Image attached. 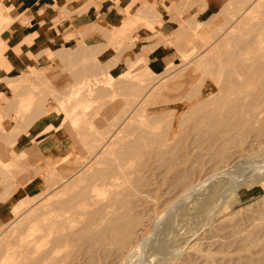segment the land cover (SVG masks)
<instances>
[{
  "label": "rangeland",
  "instance_id": "obj_1",
  "mask_svg": "<svg viewBox=\"0 0 264 264\" xmlns=\"http://www.w3.org/2000/svg\"><path fill=\"white\" fill-rule=\"evenodd\" d=\"M209 1L210 0H85L82 7L75 10L76 13H79L83 10H87L88 13H90V15L92 17H95L98 20L99 19V13H100L99 11L101 10V8L102 7H106V8L109 7L111 9L112 19L111 20L106 19L105 22H97L98 25L93 26L92 29L89 28L86 32V35L81 34V42L80 43L77 42L75 45H72L69 47H60L59 49L57 48L55 50L52 49V50L43 51V52H41L42 55H40L34 61L35 64L29 66V68H27V70L22 71V72H7L5 74L4 78H0V86L5 87V89H6V93H0V190H1V195H0L1 197L0 198H1V200H3V198H7L10 195V193H11L10 187L12 185H14L15 183H19L20 186L22 187V191L19 194L18 193L15 194L13 199L9 202L7 210L5 211L3 216L0 217V230H1L0 234H3L2 232H4V234H7V236H8V232H10L11 234L9 233V236H8V238H9L12 235V233L15 234L16 232L19 231V234L16 233V237H17V234H18V237H20V235H21L20 230L22 228H25V227L21 228V225L27 226V222L29 221L28 218L30 216L31 217L33 216L32 219H34L39 214L38 208L35 209V210L38 209L37 213L36 212H30L31 210L35 211L33 209L36 207V205H38V203H36V205L34 207L35 199H37V201L39 200L40 203H41V200L45 199V196H46V199H49V198L54 199L56 197L55 196L56 194L61 195L60 194L61 192L59 193V191H61L64 188L63 186L65 184H66L65 187L70 185L68 183L69 181H70V183L72 182L71 185L73 187L75 186L74 191L77 189L76 186L77 187L79 186V188L86 186L85 185L86 183H84V181L88 183V182H90L89 179H91L88 176L89 172L84 173L86 170V169H84L86 164L88 165V167L92 165L94 168V166H95L96 168H94V169L97 170V166H98V168H102L104 166L103 162H109L110 160L111 161L113 160V162H115L114 159H117L116 156H118L119 159H117L116 161H120V159H121V161L123 160L121 162V166H122L121 170H123V171H121L122 173L119 174L117 177V178H119L121 183H119L120 182L119 180H114V183H113L114 186H112L113 185L112 184L110 186H107L108 189L106 186L103 189H104V191H105V189L109 190L110 193L112 190L113 191L114 190L119 191V190H121L120 188L121 187L123 188L124 186H126V184L128 182L127 185L129 188L125 187L124 188V190L126 189L125 191H123V189L121 190L122 195L120 197V201H122V200L124 202L126 201L125 203L130 205L128 207H130V213L132 215L131 219H133L132 220L133 222L132 221L131 222L133 224H131V222L127 223V226H129L130 230H129V234H128L127 238H125L126 242H124L122 244L123 246L117 244V242L115 243V241H111L112 240L111 237H109V235L107 236V234H109L108 232H107V234L105 232V234H106L105 236L108 237V240H106V237H105L106 241L100 240L101 237L99 238V236H101L103 234H99V236L97 237L98 242L93 241V240H97V239H95L97 234H92V232L95 231V229H96V227L93 228L92 226L94 225V223H96L98 221L97 217L101 216V212L99 213V215L96 214L99 211L95 212V214H94V212H92L93 214L91 212L90 213L87 212V214H86V212H84V214H81V213L79 214V212L78 213L68 212L65 214L66 215L65 220H63V218L61 217L62 221L59 222V225H57V227L53 226L52 228H49V230H51V233H48L44 230L41 231L40 228L38 227L41 224L38 222L39 225L37 224V226H36V227H38L37 228V230H38L37 234L41 235V240H40V246H39V248H37V253L41 252L40 257L42 258V262L41 263L38 262L39 264H124V260L122 261L121 257L123 255V253L125 252V250L127 249V247L130 246V244L132 242L134 243V241L138 242L140 244L141 247H139L138 253L142 254V258L146 264H187V263L188 264L189 263L190 264H264V177L262 179L256 181V182H249V178L244 177V175H242L241 172H236L238 174V176L237 175L231 176V175H227L224 173V169L227 165H230L231 163L236 162V161L240 162V159L249 160V158L250 159L254 158L256 160H259L260 162H263L262 163L263 169L261 171H263V174H264V110H263V108H264L263 90L264 89L262 88L263 85L261 86V83L263 82L262 81L263 80V77H262L263 69L261 68V67H263V60L261 59V58H263V56H262V54H263L262 53L263 52L262 40L263 39L262 38L264 36V33H263L264 31H261V29L264 30L263 23H262L263 19H264L263 18V16H264V11H263L264 1L263 0H257V1L256 0H216L217 3L214 4L215 7H208L207 8ZM261 1H263V2H261ZM260 2H261V5H260ZM251 3L254 6L253 5L251 6L250 5ZM69 6H71V5H69ZM256 6H259V7H256ZM65 8L67 11H74L70 7H65ZM246 8L247 9L249 8L251 10H249V9L246 10ZM243 9L246 11H244ZM252 10L254 11V13L251 12ZM237 12H239V14ZM235 13H237V14H235ZM232 14H233V16L235 15V18L234 17L231 18ZM254 15H256V16H254ZM243 16H246V17H244L245 19L243 18ZM247 16H248V18H247ZM253 16H254V18H252ZM241 17H242V21H240ZM256 17H258V18H256ZM246 18H247V20H246ZM232 20L235 21V23H232L231 22ZM144 21H148L149 25H145ZM247 21H248V23H245ZM9 22L10 21H9L8 17L5 18L2 16V14H0V32L2 31V29L4 27H6V25L9 24ZM163 22H165V26H164L165 32L162 30L159 31V29H160L159 26H161ZM223 23H225V24H223ZM227 23H228V25H227ZM242 23H244V25ZM155 24L157 26L153 27ZM232 24L235 25V28L233 27V29H230L231 33L229 32L230 33L229 36L230 35L232 37L234 36L233 37L234 39H232L231 36L230 37L228 36V38H230V39L229 40L224 39L225 44H224V42L221 43L219 41V39L222 38L225 33H228L227 30L229 31L228 28ZM252 24H254L256 26L258 24V26L254 27V25H252ZM143 25H145V26H143ZM225 25H227V26H225ZM261 25H262V27H261ZM218 26H220V27L217 28ZM249 26H253V28L251 27L252 30L250 29ZM224 27H228V28H224ZM238 28H241V30ZM247 28H249L251 31L247 30ZM254 28H256V29H254ZM257 28H258V30H257ZM225 29H226V31H225ZM156 30H158V31H156ZM221 30L223 32H220ZM242 30L244 32L246 30V32H245L246 36L248 34L247 39L250 36V38L248 40L253 41V39L255 37L254 42L257 43L258 45H255V43H254V45H255L254 46L253 43L251 42L252 48H251V46H248L249 41H246L245 33H242V36L244 35L243 41H245V42H243L241 40L242 36L240 33V32H243ZM248 31L250 34L248 33ZM254 31H257V32H254ZM220 33H222V34L224 33V34L222 35ZM255 33H257V34L255 35ZM138 35H140L139 38H138ZM225 35H228V34H225ZM251 35H252V37H251ZM92 36H97V37L102 38L103 43L101 45L100 44L94 45L93 43L95 41H92L91 42L92 44H90V42H88V41H85L86 37H92ZM237 36H238V40L236 38ZM257 36L258 37L260 36L262 40L260 39V37L257 38ZM256 38H257V41H256ZM205 40H206V42H205ZM210 40H212L213 42ZM230 40H231V42H230ZM235 40H237L238 42L240 40V42L241 41L242 42L238 43ZM259 40L261 41L262 44L258 43ZM218 41H219L220 45L217 43ZM229 42H230V44L232 43L231 46H233V47H231L230 44H228ZM246 42H247V44H246ZM215 43H216V45H215ZM240 44L242 47H246V45H247L248 48L250 47L249 48L250 50L245 48L246 50H248L246 52V50H242L244 48H242L241 46L237 49V47ZM249 45H250V43H249ZM211 46L212 47L214 46V47L212 48ZM256 46H257L258 50L256 49ZM259 46H261L262 50H259V48H260ZM201 47H203V48H201ZM218 47H219V49H217ZM253 47L255 48V50L258 53H260V51L262 53V54L260 53L262 57H259V54L257 53V55H258L257 59L262 60L261 61L262 64H261V62H258L259 60L257 61V59H255V57L253 58L256 60V63H259V65L261 64L260 67H258V64L256 66L258 68L262 69V70L258 71L259 75L260 74H262V75H260L261 78H259V77H257L258 74H256V76L253 77L254 79L253 78L250 79L251 78V74H250V75H248V76H250L249 80L246 82L248 77L246 78L243 76H245V75L247 76L248 73L247 74L241 73V75H240V73L238 71L240 69L239 65L242 62L240 63L239 61H241V60H239L238 63H240V64H238L236 66V61H237V59H240V58L243 59L245 57L243 59L244 62H249L248 64H250V61H251L252 63H254L255 61H252V59H251L252 58L251 56H254V54H256ZM211 48L213 50H211V52H210ZM221 48L222 49L224 48V50H222ZM105 49H107V50L105 52H102ZM204 49L207 51L209 49V52L205 51ZM226 49H227V51H226ZM230 49H232L231 51H233V52H230ZM239 49L241 51L237 52ZM2 50H3V46H2V42H0V59L2 58V55H1ZM214 50L216 51L215 53H214ZM221 50L223 51V53L227 52V53H224V55L226 54L225 56H223V53H221L222 52ZM234 50L236 51V53L239 54L238 56H240V57L236 56L237 54L235 53ZM253 50H254L253 55L247 56V54L248 53L251 54V52H253ZM157 51L158 52L160 51L158 55H157ZM212 51H213V54H212ZM218 51H221L220 52L221 54ZM228 51H229L230 55L234 54L236 56L235 57V58H237L236 61L235 60L232 61L233 60L232 58L234 57L233 55H232L233 57H230L229 55L227 56ZM243 51L246 53L243 54ZM241 52H242V54H240ZM110 53H112V55H109ZM203 53H205V55H207L209 57V58H207V60L208 59L210 60V57L211 58L213 57V59H212L213 61L210 60L209 63H211V64L209 65L208 68H206V66H207V65H205L206 62L204 63V61H203L204 64L202 65V62L199 63V61H197L198 60L197 57H199V54L201 55ZM215 54H216V56H215ZM219 54L222 55V57H224V58H226V56H227L226 59H229V58L232 59V60L230 59L232 62L230 60L229 61L227 60V62H229V63L223 62L224 65L222 63V65L224 66L223 67L224 69L223 68L220 69V67L222 65L220 67L218 65H216L217 60H218L216 57H218ZM195 55H196V57H195ZM213 55L215 56V58ZM220 55H219V57H221ZM247 57H249V59H247V61H246ZM214 59H217V60H214ZM226 59H224L225 62H226ZM183 62L185 64H186V62L189 63V66H184L185 64ZM233 62H235V63H233ZM192 63H193V66H192ZM209 63H207V64H209ZM213 63H214V65H213ZM182 64H184V65H182ZM225 64H226V66H225ZM195 65H196V67L194 68ZM212 65L214 66V68L212 67ZM180 66H184V67L182 68ZM217 66L219 68H217ZM229 66L230 67L232 66L233 68L235 67L234 70L236 69V71H234V72H236V73H233V71H232L233 68H230ZM177 67H180L183 71H185L186 69L188 70V67H189V70L188 71L186 70V72H183V71H180L181 69L177 68ZM185 67H186V69L184 70ZM173 68H177L178 72L176 71V69H173ZM167 69L171 70L173 73V74H169L168 78H166V76H167L166 74L169 72V70L167 71ZM210 70H212V73ZM218 70L220 72L219 73L220 76L218 75ZM255 70H258V69H255ZM175 71H176V73H175ZM179 71L182 73V75H181V73L179 75L177 74V73H179ZM203 71H204V73L206 72V74H204ZM208 71H209V73H208ZM214 71H215V74H214ZM228 71H231V73L233 75H231V73ZM261 71H262V73H261ZM163 72H165V73L167 72V73L165 74ZM237 72H238L239 76L237 75ZM90 73H92L91 76H90ZM159 73L161 74V77L159 76L160 79L159 78L156 79V75L158 76ZM184 73H186V74H184ZM188 73H189V75H188ZM201 73H203L204 76H206V75L209 76L210 73L213 74V75H211V74L210 75L215 77L214 79L217 81V84L219 87L222 86L218 83V82H220L219 81L220 78L225 79L227 77V79H225L226 82H228V80H230L229 77L233 78L234 80L237 79V82L236 81L235 82L237 85L236 87H238L239 89L234 86L233 82L232 83L230 82V84H233L230 86L235 87V88L233 87V89H236V93L238 92L237 89L239 91L241 90V93H242L243 87H244V89L246 88L245 90H243L245 93H242L244 96L243 100H245V97H246V100H245L246 102L243 101L245 104L244 105L242 104L243 103L242 97L240 96V94L238 92L240 97L238 96L239 98L238 97L237 98H238V101L240 100V102H238L236 100V102H237L236 104L239 107H237L234 102H231L233 106L232 105L229 106L230 109L232 110V111L229 110V113H232L233 109H234L235 112L239 111L241 113V115H242V113L247 112V113H245V116L243 114V117L241 118V115L239 112H238L239 113V116H238V114H236L235 112H233L232 114H227L228 113V111H227V113L222 114L223 119L220 117V115H217L218 117L215 116L214 118H213V116L212 117L210 116V119L208 121L209 122L211 121L210 122L211 125H209V122L206 120V118H209L208 116H205V117L201 116L202 121L203 120L204 121H203V124H201L202 121L200 120L201 121V123H199L200 128H197V130L200 129V131H196V132H195V127L199 126L198 122H200V121L197 122L195 120L196 119L199 120L200 116L199 117L198 116H196V117L192 116L193 118H190V119L187 118V116H185L187 119L184 116H183L184 118L182 116H180V117L179 116H171V117L170 116H168V117L167 116H159L161 114L160 112H162V110H163V105L170 103L169 101H173L172 99H174L175 97L182 96V94L187 89L191 91V88L194 85H196V83L199 82V81L197 82V80L201 79V77L203 75ZM223 73L225 74L226 77L225 76L221 77L222 75H224ZM175 74L177 77H173V80H172L171 75L175 76ZM227 74H230L231 76L228 77ZM252 74L255 75V72L253 71ZM151 76H152V78H151ZM153 76H155L154 77L155 79L153 78ZM193 76H195L196 78ZM211 76H210V78H212ZM217 76H219V77H217ZM256 77H257V80L260 81V83L257 82ZM109 78H110V82H109ZM207 78L209 80H211L209 77H207ZM241 78H243L244 80L246 78L244 83H243ZM79 79H80V81H78ZM125 79L127 81L126 84H124L126 82ZM130 79L131 80L133 79V81L135 79H137L138 81L136 80L135 82H133ZM164 79L165 80L169 79V81L170 80H172V81L169 82L168 80H166L167 82H165ZM174 79H176L180 82H178ZM181 79H182V81H181ZM190 79H192V80H190ZM224 79H221V82H223L222 80H224ZM239 79L242 82L241 81L238 82ZM82 80H83V82H82ZM123 80L125 82H123ZM150 80H153V82L150 83ZM156 80H158L157 84L159 82V84L162 83L161 84L162 86L165 85V87H163V88L161 87L160 91H158V93L161 92L162 94L161 95L158 94V95H160V97H158V95L156 94L157 95V96H155L156 99H153L152 95H150L153 100L149 96L144 97L145 98V100L143 102L145 104L144 107L147 104H148V107L146 106L143 109V112H144L143 114L144 115L146 114L145 116L147 118L145 116H138V115L136 116L135 113L137 114V111L135 112V110H137V109L134 108L135 110H133V105L132 106L130 105V104L135 103L134 101L136 99L133 101V103H132V100L134 99L135 96L137 97L138 95H136V94L140 92L139 90H136V89L141 90V88H142L141 91H143L144 88L147 89L149 86L143 88V87H141V85L144 83L148 84V82L150 85L152 84L153 86H156V84H153L154 82L156 83ZM213 80H211L209 82L211 83V82H213ZM255 80H256L257 85L259 84L260 87L257 86L258 88H256V86L254 85ZM111 81H112V83H111ZM130 81H131V83H133V85H134V83L136 84V82H138V84L140 85L141 88H139L138 84H137L138 87H136L137 86L136 85L135 89L132 88L133 85L131 86ZM188 81H192L193 85L191 88H190V86L187 85ZM77 82H79V83H77ZM118 82H121L120 86H119L121 90L120 89L116 90V87L118 88V86L115 87V85H114L115 83L117 84ZM171 82L173 84L175 82L176 84L173 85ZM182 82H183V84H182ZM248 82H250V83H248ZM71 83H73V84L70 85ZM76 83L79 85H76ZM100 83H102V84H100ZM104 83H106V84H104ZM110 83L112 85H114L115 88ZM178 83H180V84H178ZM184 83L186 86H184ZM238 83H239V85H238ZM241 83H243V84H241ZM245 83L247 85L249 84L248 85L249 87L248 86L245 87L246 86ZM92 84H94V85H92ZM129 84L131 87L129 86ZM168 84L170 87L168 86ZM171 84H172V86H171ZM181 84L183 86H181ZM222 84L229 85V84H226L224 82ZM74 85L77 86V88ZM98 85H101V86L99 87ZM103 85L104 86L106 85V86L104 87ZM110 85L112 87H110ZM121 85H123V88ZM124 85L125 86L128 85V86H126V89L128 90L127 92H129V93H126V94L130 95L129 96L130 98L133 96V99L131 98V100H130L128 95H127L128 98L125 96L126 94H124V93H125L126 89L124 88ZM224 85H223V87H224ZM72 86L74 87L73 90L71 88ZM174 86L176 88H178V90H175L176 88ZM179 86H180V88L182 87V89H184V90L182 91L179 88ZM239 86H241V87H239ZM250 86H252L253 89H254L253 86H255V89L254 90L253 89H251V90L247 89V88H251ZM69 87H70V89H69ZM92 87H94V88H92ZM95 87H96V89H95ZM102 87H104V88L108 87V90L111 91V92L109 91V94H113L112 95L113 97L111 95L107 96L106 94H107L108 90H106L107 92H105V89ZM127 87L129 89L130 88L134 89L131 92L132 94L134 93L135 90L137 91V93L136 94L134 93V95H131V93ZM166 87H169V89L171 91L168 90ZM219 87H218V91H219ZM101 88H102V90H101ZM172 88H173V90H172ZM221 88H220V90H222ZM225 88H227V86H225ZM229 88L230 87L228 86V88L226 89L229 91H225V89L223 88L225 91V94H223L224 93L223 91L221 93L223 98L222 97L219 98L221 96V94L218 97L219 93L216 92L217 95L216 94L215 95L218 98L217 97H215V98L220 99L218 101V103L223 101L224 97H226V96H229V95H231L230 97H233L234 95L236 96L235 92H232L235 90H233V89L231 90V88L230 89ZM66 89L69 90V92ZM97 89H99V91ZM123 89H125V91ZM163 89H165L168 92L170 91V92L166 93V91H164ZM261 89H263V90H261ZM179 90H180V92H179ZM246 90H249V92L251 91L250 92L251 94L246 95V94H249V93H246ZM80 91H81V94L79 93ZM93 91H94V93H93ZM97 91L100 93V94L98 93L99 95L97 97H100V98H97V100L95 99V101H94L93 100L95 98L94 95L97 94ZM115 91H117L118 93L120 91L121 92L124 91V92L122 93L121 96H119V94L121 92L118 94ZM145 91L146 90H144L143 92H145ZM173 91H175V92H173ZM187 91L185 93L188 94L189 91L188 92ZM101 92H102V97L104 96V98H102V99H104V100L101 99ZM103 92H105V93L103 94ZM114 92H115V94H114ZM143 92H140V93H143ZM181 92H182V94H181ZM68 93H70V94H68ZM71 93H72V95H71ZM163 93L165 94L164 98L162 96ZM77 94H80V95L78 96ZM123 94H124L125 98L122 97ZM253 94H255V96H253ZM68 95H71V96L68 97ZM81 95H83V96H81ZM91 95H93V98ZM105 95L108 98L111 97L112 100H110L111 98H109V100L107 97L105 98ZM170 95H171V98L172 97L173 98L172 99L167 98V100H168L167 101L165 97H169ZM251 95H252V98H251L252 100L249 99L251 97ZM64 96H66V97H64ZM183 96H184V94H183ZM235 96L232 99L230 98L231 101L234 100ZM79 97H83V99L82 98L80 99ZM114 97H115V99H114ZM121 97H122V99H121ZM55 98L61 99V100H57ZM67 98H68V100H66ZM73 98L74 99L76 98V99L73 100ZM89 98H91L94 102L89 103L91 101V99H89ZM123 98L126 99L127 101L130 100L129 101L130 104H129V102L125 101ZM54 99L57 100L58 102H56ZM69 99L71 100V102ZM79 99L82 102H80ZM147 99L150 102V104L147 101ZM149 99H151V100H149ZM162 99H164V101H161ZM214 99H213V102H215V104H216L217 100H214ZM247 99L250 101H248ZM62 100L64 101V103H62ZM74 101H76V102H74ZM77 101L80 103H78ZM124 101H125V106L129 108V111L126 110L128 108H125L123 106ZM253 101L254 102L258 101V103H252ZM261 101H263V102H261ZM126 102H127V104H129L128 106H127ZM61 103H62V105L66 103L64 106L67 105L66 106L67 108H69L68 106H70V105L71 106L76 105V107L73 106L72 109L69 111V113L73 112V115L70 113L68 115L70 118L68 117V119L66 118V119H64V121L62 120L61 121L62 123H60L59 126H57L56 128H52V129H49V128L46 129L45 128L42 131V129L39 128V125H40L39 121L41 119H43L46 122L48 120L47 118L49 116H51L53 113H55V115H54L55 117L59 116L60 114L62 115L63 111L61 112V110H62ZM68 103L70 105H68ZM233 103L235 104V106ZM239 103H240V105L241 104L243 105V108H242L243 110L241 109V106L238 105ZM259 103L262 104L261 109L259 108L261 104L258 107ZM77 104H80L81 106H79ZM93 104H94V108H93ZM102 104H104V105L106 104V105L104 106ZM121 104H123V105H121ZM155 104H157V105H155ZM96 105H98V107H100V108H97V107L95 108ZM100 105H102V106H100ZM71 106H70V108H71ZM77 106L80 108L78 109ZM121 106L123 107V109H121L122 108ZM233 107H235V108H233ZM159 108L161 110H159ZM236 108H240V109H238V111H237ZM251 108H252V110H251ZM257 108L260 109V114L255 113L256 111L259 110V109L257 110ZM34 109L37 112L34 111ZM76 109L78 110L77 112H80V114H82L83 116L78 114L77 112L74 113V111ZM119 109L121 110L120 114L121 115L123 114V117L120 120H119V118L121 116L120 115H119L120 117L116 116L118 113L117 110L119 111ZM240 110H242V111H240ZM248 110H251V111L248 112ZM96 111H98V112H96ZM123 111H125V112L128 111V112L124 113ZM132 111H133V113L134 112L135 113L134 114L132 113V115H131L132 120H131V119H128V116H130L129 114H131ZM40 112H42L41 113L42 115L40 114ZM252 112L254 113L253 115H255L254 116L255 118L253 117V115L249 116V114H252ZM88 113H90L91 115L89 116ZM29 114H31L32 116ZM77 114L80 116H77ZM85 114H87L89 117ZM113 114H116V115L114 116ZM124 114H126V115L124 116ZM157 114H159L158 117H157ZM224 114H225V116L223 117ZM257 114H259V115H257ZM35 115H37V117ZM70 115H72V117L77 116L76 120H79L80 122L89 118V120L88 121L86 120L84 124H87L89 122L90 123L88 125H84L83 123L81 124L79 122L80 125L82 126L81 127V126H79V123L77 124V121H76V123L75 122L72 123V118ZM133 115H134V117H133ZM153 115L156 117H150ZM256 115H257V118H256ZM24 116H25V118L26 117L28 118V119L26 118L27 120L31 119L30 124H25V123H27L26 122L27 120L26 119L24 120V118H23ZM81 116L82 117L87 116V117H85L86 119L84 118V120H80L83 118L78 119V117H81ZM231 116H232V118H230ZM3 117H7L10 120L11 124H14L16 127L19 126L22 128L21 130L14 131L12 133L13 135H17L19 132H26L27 129H29L30 132H32V133L39 132L40 135L38 137L40 138V136H42L44 133L53 132V131L59 129L60 136H61V138L59 137V142L61 141L62 144L59 147H55L51 153H48V152L42 153V152H39V150H37V149H35L36 151L34 150V148H35L33 146L35 143L34 141H36L38 139V137L32 138L30 142L28 141V143L26 142L25 144H23L21 146L15 145L14 142L10 139L9 134L7 132H5V129H3V127L1 126V120L3 119ZM17 117H19V118H17ZM111 117H112V120H107V119H110ZM115 117L118 118V120L115 119ZM142 117H143V119H141ZM178 117L181 120L178 121V119H179ZM237 117H239L241 119H239ZM123 118H125V120ZM158 118H160V119H158ZM161 118L163 119V122H164L161 124V126L166 124L165 127L162 126V128L164 127L163 131H162V128L159 125V123H157L158 121L161 120ZM170 118L172 119V122L170 121ZM203 118H205V119H203ZM212 118H213L214 123L212 122ZM216 118H219V119H216ZM236 118H237V120H236ZM70 119H71V121H70ZM134 119H135V122H134ZM147 119H150V120H148V122H150L149 124L147 122H145V121H147ZM167 119H169V121H170L169 123H171V124H168ZM183 119H185L184 121H187L186 124H185V122L182 123ZM122 120L124 122L125 121L127 122L128 120H130L131 121L130 123L133 124L134 128L137 125L136 129L142 123H146V124H148V126H150V124H152L156 120L155 123L157 125L153 123L152 125L154 127H152V125H151L148 128V130L151 129V130H149V132L151 133L150 136H152L150 138L153 141L155 140V138H156V140L159 138V140L154 141L157 144L149 139L152 144L150 143V144H148V146L144 145V143L146 144V142L149 143L148 136H147L148 134L147 135L138 134V136L135 135V132L133 130L134 128L133 127L130 128L131 125H127V123L129 124V122H127V123L125 122L126 126L133 130L132 133L134 132V135L131 133L130 130L128 133L129 128L127 129L125 127V129H124L123 124L120 125L121 122L123 123ZM218 120H220V121H218ZM222 120L223 121L226 120V121L222 122ZM24 121H25V123H23ZM68 121H70V122H68ZM106 121H108V122L106 123ZM117 121H119V124L117 123ZM109 122H111V124H109ZM137 122H139V123H137ZM161 122H162V120L160 121V123ZM165 122H167V123H165ZM192 122H194L195 124L194 123L191 124ZM113 123H114V125H113L114 127L115 126L117 127V125H118V127L123 126V128H121V130H119V128L117 127L118 128V130H117L116 127L113 128L112 126H110ZM134 123L135 124L137 123V124L135 125ZM176 123L177 124L182 123L181 125H179V127L180 128L182 127V128L180 129L178 127V125L176 127ZM107 124H108L109 129L106 126ZM205 124L209 125L208 128L205 126ZM212 124H214V125L217 124V125L214 126ZM102 125H104V126H102ZM192 125H194L195 127H194V129L192 128L190 130ZM202 125H204V127H202L203 129L201 128ZM84 126H86V127H84ZM104 127L106 128L105 130H107V131H104ZM209 127H210V129H209ZM81 128H83V129H81ZM101 128H102V130H101ZM93 129H95V131ZM99 129H100V134H99ZM126 129H127V133L123 134L124 133L123 131H125ZM136 129H135V131H136ZM166 129H168L167 134H166ZM74 130H77L78 132H80V134H84V136H86V137L84 138V136H82V135L79 137L78 132L76 131V133H77V135H76ZM109 130H113L112 133L115 131L114 133H116V134H112ZM148 130H147V132H148ZM178 130L181 133H179ZM41 131L43 133H41ZM87 131L89 132V134H91L90 132L92 131L93 133L91 135L94 136V134H95L96 139L91 137V135H89L87 133ZM103 131L106 132V134L104 133V135H103ZM121 131H122V133H121ZM160 131H161V133H164V131H165V135L163 136V134H161ZM117 132H119V134L121 133L122 135L117 134ZM69 133L70 134L74 133V134L70 135ZM196 133H199V134H196ZM157 134H159L158 136H163L162 142L165 144V146L162 143L160 144L161 138L156 136ZM131 135L135 136V137H132ZM73 136L76 139L71 138ZM5 137H7V138H5ZM137 137L143 138L144 141H145V138H147V140L144 142L143 139L141 140L139 138L140 140H138ZM80 138H81V141H80ZM103 138H105V139H103ZM116 138L120 139V140L118 139V144L120 143V145H122L123 142H127V145L129 144L128 146H126V144L123 143V145H125V147H126V149H125L126 151L123 153H126L127 151L128 152L131 151L129 153L130 154L132 153V155L128 156V155L122 154L121 149L123 147L121 148L120 145H119V147L121 149L117 148L118 146L116 147V144H115L116 142H114V140L116 141ZM77 139L81 142V144L82 143H84V144H82V145L78 144L80 142H78ZM82 139L85 141L82 142L83 141ZM174 139H176V140H174ZM10 140L13 143L11 142V144H10ZM86 140H88V142L90 144L87 145ZM104 140L105 141L111 140L108 145H106L107 144V141H106L105 146L106 147L108 146V147L105 149L108 150L107 152H105L106 150L104 149V147L102 148V150H100L101 146L105 143V142H103ZM133 140L134 141L137 140L136 142L138 145L139 144L141 145V143H142L141 146L140 145L137 146L139 149L134 148V147H136V146H134L136 144V142L134 143ZM112 141L114 142L113 145L110 144V143H112ZM8 142H9V144H8ZM74 142H76L77 145ZM92 142H94L93 143L94 145L95 144H97V145L94 146L93 144H91ZM99 142H100V146H98ZM102 142H103V144H102ZM131 142L134 143L133 146L132 145L130 146ZM73 143H74V146L72 145ZM170 144L172 145V147L170 146ZM92 145L95 148H93ZM110 145H112L113 147ZM150 145H153V146L150 147ZM157 145H159L160 147ZM77 146H80L81 148L86 147V146L87 147L90 146L91 148L95 149V151L92 150V152H90L91 148L88 147V149L86 148L88 150V151L86 150L87 153L88 152L93 153V152L99 151L98 157H101L99 154L103 155L102 152L104 151V156L107 159H105L104 156H102L104 158V159L102 158L103 161L101 160V158H99V161L101 160L100 162H102L101 164L98 161H97L98 162L97 164H96V162L92 163V160H89L91 155L89 156V153L87 155L84 148H82L83 149L82 150V149L78 148ZM143 146L144 147L146 146L147 148L146 147L143 148L146 150L142 151L141 147H143ZM161 146L164 147L163 150H165V152H166V154H165L166 157L163 156L165 153L164 151H163L164 153L160 152V151H162ZM73 147H77L78 151L76 150V148H74L75 150L72 149ZM114 147L116 150H118V151H116V153L114 151L115 149H113ZM98 148H99V150H96ZM108 148H110V151ZM134 149H135V151L138 149L139 150V151L137 150L138 152L142 151L141 152L142 154L141 155H140V153L138 154L137 151H136L137 152L136 153L134 151ZM147 149L148 150L150 149V150L147 151ZM156 150L157 151L159 150L158 152H160L161 154L163 153L162 158H161V155H158L159 153L157 154L156 152H154ZM111 151H112V153L114 152L115 156H114V154L113 155L111 154ZM133 151L135 153H133ZM145 151H147V152H145ZM109 152H110V154H109ZM79 153H81V154H79ZM83 153L85 154V157L83 156ZM119 153L121 154V156L119 155ZM65 154L66 155L69 154L68 155L69 156L68 162H66V160H68V156H66ZM133 154H134V156H133ZM137 154L140 156L138 157ZM155 154H157V156H159V158L157 157L158 158L157 161L159 162L160 165H158L157 161L154 159V157H156ZM168 154H170V155H168ZM74 155L76 156V158H73V157H75ZM109 155H112V157ZM153 155H154V157H153ZM57 156H58V158L59 157L62 158V160L60 159L61 160L60 161L57 158ZM70 156H71V159H70ZM78 157H79V159H78ZM86 157H88L89 159L87 158V162H83L84 160L86 161V159H84ZM129 157L131 159H127ZM168 157H169V159H167ZM65 158H66V160H65ZM160 158H161V160H160ZM163 158L166 160V163H165V160ZM174 158L176 160H173ZM74 159L78 160L79 162L75 161ZM80 159L81 160L83 159V161H81ZM133 159H135V160H133ZM138 159H139V161H138ZM71 160H72V162L74 161L73 162L74 164L71 162V165H70ZM105 160H108V161H105ZM168 160L171 163L169 162V164H167ZM178 160H179V162H176ZM161 161L163 162V164ZM181 161H184V162L181 163ZM151 162L153 164H151ZM66 163H68V166ZM77 163L79 166H81V165L84 166V164H85V166L83 167L84 172L82 171V166L79 167L80 169L76 168V169L82 171L84 175L82 174V172H81L82 175H80V173H79L80 171L77 170L78 172L76 171L77 175L74 176L75 178H73V175H70V177L67 176L68 179L66 181L68 184L66 182H62L61 178L64 174H66V168H71L74 165H77ZM115 163H117V162H115ZM118 163H120V162H118ZM123 163H124V165H123ZM57 164H59V165H57ZM102 164H103V166H102ZM154 164L156 165V167L159 166L158 168H160V169H158V168L155 169ZM171 164L172 165L174 164L175 166L174 165L172 166ZM46 165H47V167H46ZM61 165H62V167H61ZM69 165H70V167H69ZM136 165H138V166H136ZM149 165L152 166L153 168H150ZM165 165L167 167H165ZM161 166H162V168H161ZM63 167L65 170L63 169V172H62ZM130 167H133L134 169H136L135 171H133V168H132V171L135 173L138 170L137 175L135 174V176H134L133 173L130 172L131 171ZM170 167L172 169H170ZM48 168H53V169H48ZM57 168H60V172ZM86 168H87V166H86ZM93 168H91V169H93ZM124 168L125 169L129 168L128 170H129V173L131 175L127 172V169L125 170V172L127 174H125ZM164 168H166V170H163ZM180 168H182L184 171L181 170ZM167 169H169V170H167ZM34 171H35V173H33ZM59 173L61 174V176ZM91 173H92V171L90 172V174ZM8 174H10V175L8 176ZM74 174H76V173H74ZM177 174L180 175V177L182 175V177H184V178H182V177L180 178L179 176H178L179 177L178 178ZM57 175L59 177H57ZM3 176H4V178H3ZM79 176L80 177L84 176L88 180H86V179L83 180L84 178L81 179ZM86 176H88V178ZM130 176H133L134 179L130 178ZM174 176L177 178H175ZM50 178H52V180H50ZM135 178L138 180H135ZM41 179H43V180H41ZM75 179L79 183H77L76 181H75L76 182L75 183L74 182ZM48 180L51 181V184H52L53 180H56L58 182L60 181L59 182V184L61 183L60 188H61V186L63 188L59 190L58 189L59 188L58 183L53 182L54 185L52 184L53 185L52 186V185H50ZM123 180H125L126 183H125V181L123 183ZM43 181L46 183H43ZM242 181H243V183L240 186H237V183H240ZM4 183H6V184L9 183V184L6 185ZM47 184H49L50 186L48 187ZM26 185H27V187L25 188L26 190L24 191L23 188ZM118 186H120V187H118ZM135 186L137 188H135ZM55 187H56V190H54V192L57 191V193H54L53 195H51L53 193V189H55ZM73 187L68 186V188H66V190H68L69 188H73ZM130 187H131V189H130ZM127 188L130 189L131 192H129V193L127 192V194H129V195L127 196L125 194L127 196L126 197V196H123L124 192L126 193V191H130V190H127ZM48 189H50L49 190L50 192L48 191ZM133 189L135 190V192ZM102 190L99 192L98 196L102 197L104 195L103 197H106L107 190L105 191V193H104V191L102 192ZM51 191H52V193H51ZM63 191L65 192V189H63L62 192ZM187 191L189 192V195H187V193H186ZM2 192H4V194ZM8 192H9V195L7 196ZM48 192L50 193V195L48 194ZM143 192L144 193L146 192L147 194L145 195ZM40 193L44 194L43 195L44 197H42L41 196L42 194L40 195ZM66 193H64V194L62 193V195L60 197H64V195H66ZM130 193H131V196H130ZM37 194L40 195V197L37 196ZM132 194H134L135 196L133 195L134 196L133 197ZM142 194H144V195H142ZM48 195H49V197H48ZM67 195H69V194H67ZM108 195H109V193L107 194V196ZM34 196H35V199H34ZM36 196H37V198H36ZM21 197H23V200L26 198L25 201L28 200V203H29L28 206L30 207L29 210L31 209L30 211H28V209H27L28 207L25 206L26 210H23L24 212L27 211L26 212L27 215H26V213H24L25 217L26 216L28 217V215H30L28 218L26 217L27 219L24 217V214L21 217V214L23 211H18L20 209V206L23 207V209H24V201L22 204H20L19 206L16 207L17 208L16 212L18 211L19 213L12 211L13 205L17 202L18 199H21ZM29 197H30V200H29ZM31 197H32V199H31ZM38 197L41 199H38ZM33 199H34V201H33L34 204L31 203L33 205V207H31L30 201ZM127 200L128 201L130 200V201L128 202ZM26 204L27 203L25 202V205ZM133 205L134 206L139 205V207L137 206L138 209H137V207H133ZM20 210H22V209H20ZM133 210L134 211L137 210V211L134 212ZM28 212H29V214H28ZM30 213L31 214L34 213V214L31 215ZM15 216H18V217H15ZM12 217L15 220L17 219L16 220L17 225L14 224L15 222H14V219H12ZM19 217H20L19 220H21V218H23L22 220H24V219L26 220V221L24 220V222L20 221V224L22 223L21 225L18 224L19 223V220H18ZM91 218H94V219L96 218L94 221L92 220L94 223L92 221L90 222ZM162 219L164 221H162ZM8 220H13L11 223L14 222L13 224L16 227L20 225L17 228H21V229L17 230V228L14 225H13L14 226L13 227L12 224L10 223L11 224L10 228L11 227L16 228L17 231H15V229L13 230L12 228H11L12 232L9 231V229H10L9 224H7V223H9ZM161 221L163 223V225L161 224L162 227H160V225H159V223ZM24 223H26V224H24ZM90 223H93V225ZM1 224L3 225V229H1V227H2ZM7 228H9V229H7ZM160 228L161 229L163 228V229L161 230ZM66 230H67V235L64 234V232ZM6 231H7V233H6ZM55 231H56L55 236H57V234L61 233V234H59V237H60V235L63 237H60L58 239H56V237L54 238L53 233ZM98 233H101V232L98 231ZM14 234H13V236H15ZM91 235H93L94 239L90 238ZM129 235H131V236H129ZM4 236L1 235V237H0L1 238L0 241H2L0 247L2 246V248L5 247L6 242L8 243V240L6 242L4 241V243H3L2 238L4 237L3 238L4 240H6L5 238H7L6 235H4ZM18 237H17V240L14 239L15 242H13V244L17 248L19 247V245L21 246V244H19V245L17 244V246H16V242L20 243V239ZM12 241H13V239H12ZM108 241H111V242L117 244V246L112 243L113 246L115 245V247L112 248L113 246H110L111 243L109 242L110 243L109 244ZM9 242L11 243V241H9ZM106 242H107L106 245L109 244L107 246L108 250H107L106 245H104ZM129 242H131V243H129ZM158 242H160V243H158ZM10 243H8L7 247H9ZM125 243H128V244H125ZM2 244H5V245L3 246ZM142 244L145 247L142 248ZM102 246L104 248L105 247L106 248L104 249ZM7 247H5V248H7ZM5 248H3L2 250H4ZM109 248H111V250ZM122 248H124V250ZM120 249L122 251H120ZM2 250L0 249L1 252H2ZM17 250L19 251L21 249H17ZM31 250H32V248H30V251ZM175 250H179V253L177 255H174V253H172ZM4 251H3V253H4ZM32 251L30 252V255L29 254L27 255L23 252V254H22L23 257L21 255H19V257L21 256L20 258L24 259V256L27 255V256H25V258L27 257L28 260H29V258H33L34 256L36 257L37 256L36 251L34 252V249ZM197 251L200 255H197L198 253L195 254ZM26 253H29V252H26ZM45 253H46V255H45ZM119 253L120 254L122 253V254L119 255ZM48 254H49V257L47 258ZM0 255L3 256V254H0ZM31 255H33V257H31ZM44 255L46 258L44 257ZM2 256H0V257L2 258ZM197 257L199 259H197V261H196ZM23 259L18 260L19 262L17 264H19L20 261H21L20 264H24ZM27 259H25L26 262H27ZM40 259H39V261H41ZM26 262H25V264H28ZM38 263H35V264H38ZM0 264H2V260H0Z\"/></svg>",
  "mask_w": 264,
  "mask_h": 264
},
{
  "label": "bare ground",
  "instance_id": "obj_2",
  "mask_svg": "<svg viewBox=\"0 0 264 264\" xmlns=\"http://www.w3.org/2000/svg\"><path fill=\"white\" fill-rule=\"evenodd\" d=\"M256 1H257V0H256ZM263 1H264V0H263ZM263 1H261V2H263ZM261 2H260V5H261ZM252 3H253V2H252ZM252 3L250 4L251 6L253 5ZM258 3H259V2H258ZM247 4H248V3H247ZM262 4H263V3H262ZM258 5H259V4H258ZM260 5H259V6H260ZM263 5H264V4H263ZM253 6H254V5H253ZM259 6H256V7H259ZM242 7H243V6H242ZM249 7H250V6H249ZM9 8H10V7H9ZM240 8H241V7H240ZM244 8H245V7H244ZM263 8H264V7H263ZM248 9H249V8H248ZM248 9L246 8V10H248ZM239 10H240V9H239ZM243 10H244V9H243ZM246 10H244V11H246ZM249 10H251V9H249ZM244 11H243V12H244ZM263 11H264V9H263ZM239 12H240V11H239ZM239 12H237V13L239 14ZM251 12L254 13L253 10H252ZM251 12H250V13H251ZM237 13H235V14H237ZM240 13H241V12H240ZM257 13H258V12H257ZM242 14H243V13H242ZM258 14H259V13H258ZM238 16H239V15H238ZM254 16H256V15H254ZM254 16H253L252 18H254ZM229 17H230V16H229ZM232 17L235 18V15L233 16V14H232V15H231V18H232ZM239 17H240V16H239ZM244 17H246V16H243V18H244ZM247 18H248V16H247ZM247 18H246V20H247ZM256 18H258V17H256ZM263 18H264V16H263ZM238 19H239V18H238ZM244 19H245V18H244ZM261 19H262V18H261ZM261 19H260V20H261ZM230 20H231V19H230ZM234 20H235V19H234ZM246 20H245V21H246ZM249 20H250V19H249ZM257 20H258V19H257ZM240 21H242V17H241V20H240ZM258 21H259V20H258ZM231 22H232V23H235V21H233V20H232ZM243 22H244V21H243ZM251 22H252V21H251ZM245 23H248V21L245 22ZM253 23H254V22H253ZM262 23H263V28H264V19H263V22H262ZM223 24H225V23H223ZM229 24H230V23H229ZM242 24L244 25V23H242ZM227 25H228V23H227ZM227 25H225V26H227ZM252 25H254V24H252ZM241 26H242V25H241ZM257 26H258V24H257ZM257 26L254 25V27H257ZM219 27H220V26H218L217 28H219ZM233 27L235 28V25H234V24H232L231 26H229V28H228V27H224V28H228L229 31L227 30L228 33H225V34H228V35H225L224 33H223V34H224V35H223L222 33H220V34L223 35V37L220 35L222 38L219 37L221 40L218 38L219 41H220L221 43L224 42V44H225V40H224V39H226V40H229V39H230V38H228V36H229V34L231 33V32H230V29H233ZM237 27H238V26H237ZM249 27H250V29H251V27L253 28V26H249ZM261 27H262V25H261ZM221 28H222V27H221ZM221 28H220V29H221ZM220 29H219V30H220ZM238 29L241 30V28H238ZM244 29H245V28H244ZM250 29L247 28V30L251 31L252 29H251V30H250ZM254 29H256V28H254ZM223 30H224V29H223ZM236 30H237V29H236ZM257 30H258V28H257ZM225 31H226V29H225ZM242 31H243V30H242ZM249 31H248V33H249ZM261 31H264V30L261 29ZM220 32H223V31L221 30ZM229 32H230V33H229ZM235 32H236V31H235ZM245 32H246V30H245ZM245 32H244V31H243V32H240V33H241V36H242V33H245ZM254 32H257V31H254ZM252 33H253V32H252ZM263 33H264V32H263ZM249 34H250V33H249ZM256 34H257V33H255V35H256ZM232 35H233V34H232ZM237 35H238V34H237ZM252 35H253V34H252ZM252 35H251V37H252ZM218 36H219V35H218ZM230 36H231V35H230ZM230 36H229V37H230ZM243 36H244V35H243ZM243 36H242V39H241L242 41H243V39H244ZM245 36H246V33H245ZM247 36H248V34H247ZM247 36H246V41H249V43H250V45H249V43H248V46H251V48H252V45H251V44L253 43V45H254V43H255V42H254L255 37H254V39L252 38V39H253V41H252V40H248V39L250 38V36L248 37V39H247ZM214 37H215V36H214ZM226 37H227V38H226ZM231 37H232V36H231ZM233 37H234V36H233ZM233 37H232V39H234ZM259 37H260V36H259ZM259 37L257 36V38H259ZM236 38H237V40H238V36H237ZM257 38H256V41H257ZM213 39H214V38H213ZM260 39H261V37H260ZM262 39H263V40H262ZM262 39H261V40H262V43H263V47H262V49H263V52H262V53H263V54L261 53V51H260V53H261L262 56H263V58H261V59L263 60V67H261V68L263 69V75H262V74H260V75H262V77H263V80H262V81H263V82H262L263 84L261 83V86L263 85L262 88L264 89V36H263ZM237 40H235V41H237ZM210 41H212V40H210ZM219 41L217 42L218 44H219ZM242 41H241V42H242ZM259 41H260V40H259ZM259 41H258V43H259V44H262L261 41H260V42H259ZM205 42H206V40H205ZM212 42H213V41H212ZM230 42H231V40H230ZM230 42H229L228 44H230ZM237 42H238V41H237ZM237 42H236V43H237ZM239 42H240V40H239ZM239 42H238V43H239ZM241 42H240V43H241ZM243 42H245V41H243ZM251 42H252V43H251ZM208 43H209V42H208ZM210 43H211V42H210ZM246 44H247V42H246ZM215 45H216V43H215ZM219 45H220V44H219ZM231 45H232V43L230 44V46H231ZM255 45H258V44L255 43ZM255 45H254V46H255ZM206 46H207V45H206ZM223 46H224V45H223ZM235 46H236V45H235ZM240 46H241V44L237 47V49H238ZM244 46H245V45H244ZM211 47H212V46H211ZM213 47H214V46H213ZM213 47H212V48H213ZM221 47H222V46H221ZM225 47H226V46H225ZM231 47H233V46H231ZM241 47H242V46H241ZM259 47H260V48H259ZM259 47H258L259 50H262V49H261V46H259ZM201 48H203V47H201ZM201 48H200V49H201ZM212 48L210 49V52H211V50H213ZM227 48H228V47H227ZM242 48H244V49H242V50H246L245 48H247L248 50H250V49H249L250 47L248 48L247 45H246V47H242ZM206 49H207V48H206ZM214 49H215V48H214ZM217 49H219V47H218ZM221 49H222V48H221ZM253 49L255 50L254 47H253ZM256 49H257V46H256ZM204 50H205V49H204ZM222 50H224V48H223ZM222 50H221V51H222ZM231 50H232V49H230V52H233V51H231ZM248 50H246V52H247ZM251 50H252V49H251ZM254 50H253V52H251V54L248 53L247 56H249V55H253ZM257 50H258V49H257ZM205 51H207V50H205ZM221 51H218V52L220 53ZM226 51H227V49H226ZM234 51H235V50H234ZM239 51H241V50L239 49L237 52H239ZM207 52H209V49H208ZM215 52H216V51L214 50V53H215ZM246 52L243 51V54H245ZM197 53H198V52H197ZM221 53H223V51H222ZM221 53H220V54H221ZM224 53H227V52H224ZM224 53H223V56L226 55V54L224 55ZM235 53H236V51H235ZM255 53H256V54H254V56H251L252 58L250 57V58L252 59V61H255V62L252 63V62L250 61V64H248L249 62H244V60H243V59L245 58L244 56H243L244 58L242 57L243 59H241V58H240V59H237V58H235V57H236V56H237V57H240V56H238L239 54L236 53V54H237L236 56H235L234 54H231V55H230L229 51H228L227 56H228V55H229L230 57H233V56H234V57L232 58L233 60H232L231 58H229V57H228L229 59H226L227 56H226V58H224V57H222V55L219 54L221 57H219V55H218L219 58L216 57L218 60H217V59H214V60H217V64L215 63L216 61H215L214 63L220 67V66L222 65L223 62H224V63H229V62H227V60L229 61V60L231 59L232 61H234V60L236 61V59H237V61H236V66L242 62V63L239 65V66H240V69H239V71H238V72L240 73V75H241V73H242V74H243V73H246V74L248 73L247 76H246L245 74H244L245 76H243V77H246V78L248 77L247 80H246V78H245V80H246V82H247V81L249 80V77H250V76H248V75L251 74V78H250V79H252L254 76H256V74L259 75V72H258V71L262 70V69L258 68V67H260V65L262 64V62H261L262 60L257 59V58H258V55H257L258 52H257L256 50H255ZM260 53H258V54H259V57H262ZM212 54H213V51H212ZM240 54H242V52H241ZM197 55H198V54H197ZM232 55H233V56H232ZM255 55H256L257 57H256ZM213 56H214V55H213ZM215 56H216V54H215ZM215 56H214V58H215ZM241 56H242V55H241ZM195 57H196V55H195ZM254 57H255V59H257V61L259 60L258 62H261L260 65H259V63H256V60L253 59ZM197 58H198L197 61H199V63L202 62V65L206 62V64H205V65H207L206 68H208L209 65L211 64V63H209L210 60L213 61V60H212L213 57H212V58L210 57V60L208 59V60H209V61H208L207 58H209V57H208L207 55H205V53H203V54H201V55L199 54V57H197ZM234 58H235V59H234ZM224 59H226V62L224 61ZM247 59H249V57L246 58V61H247ZM231 60H230V61H231ZM239 60H241V61H239ZM125 61H126V60H125ZM203 61H204V63H203ZM232 61H231V62H232ZM238 61H239L240 63H238ZM187 62H188V61H187ZM187 62H186V64L183 62L185 65H184V64H182V65H184V66H189V63H187ZM231 62H230V63H231ZM133 63H134V62H133ZM195 63H196V62H195ZM195 63H194V64H195ZM207 63H209V64H207ZM214 63H213V65H214ZM224 63H223V65H224ZM233 63H235V62H233ZM246 63H247V64H246ZM251 63H252V64H251ZM130 64H131V63H130ZM257 64H258V67L256 66ZM213 65H212V67L214 68ZM216 65H215V66H216ZM223 65L220 67V69L224 67ZM227 65H228V64H227ZM234 65H235V64H234ZM177 66H178V65H177ZM184 66H180V67L183 68ZM192 66H193V63H192ZM218 66H217V68H219ZM225 66H226V64H225ZM239 66H238V67H239ZM180 67H177V68H180ZM190 67H191V66H190ZM195 67H196V65L194 66V68H195ZM202 67H203V66H202ZM229 67H230V66H229ZM256 67H257V68H256ZM177 68H173V69H176V71L178 72ZM199 68H200V67H199ZM227 68H228V67H227ZM230 68H233V67L231 66ZM234 68H235V67H234ZM234 68H233L232 71H233V73H236V72H234V71H236V69L234 70ZM254 68H255V69H258V70H255ZM90 69H91V68H90ZM173 69H172V70H173ZM180 69H181V68H180ZM185 69H186V67L184 68V70H185ZM192 69H193V68H192ZM200 69H201V68H200ZM203 69H204V68H203ZM223 69H224V68H223ZM237 69H238V68H237ZM168 70H169V69H167V71H168ZM186 70H187V69H186ZM186 70L183 71V70L181 69L180 71L186 72ZM188 70H189V67H188ZM188 70H187V71H188ZM207 70H208V69H207ZM215 70H216V69H215ZM229 70H230V69H229ZM173 71H174V70H173ZM176 71H175V73H176ZM180 71H179V73H177L178 75L181 73ZM190 71H191V70H190ZM190 71H189V72H190ZM205 71H206V70H205ZM210 71H211V73H212V70H210ZM221 71H222V70H221ZM224 71H225V70H224ZM253 71L255 72V75H253L254 73L252 74ZM206 72H207V71H206ZM206 72L204 73V71H203L204 74H206ZM228 72L231 73V71H228ZM228 72H227V73H228ZM238 72H237V75L239 76ZM256 72H257V73H256ZM163 73H165V72H163ZM166 73H167V72H166ZM166 73H165V74H166ZM203 73H201V74H203ZM208 73H209V71H208ZM211 73H210V74H211ZM216 73H217V72H216ZM219 73H220V72H219V70H218V75H219ZM261 73H262V71H261ZM95 74H96V73H95ZM165 74H164V75H165ZM169 74H173L171 70H169V72L166 74V75H167L166 78L169 77V76H168ZM184 74H186V73H184ZM204 74L202 75V77H201L200 80H197V82L199 81L198 83L195 82L196 85H194L193 87H192V85H193V84H192V81H188V84H187V85L190 86V88L192 87V88H191V91L187 89L190 93L186 90V91L188 92V94L185 93V92H186V91H185V92L183 93L184 96H183V94H182V92H181V94H182L183 97L180 96V95H179L180 97H175L173 94H172V95L175 97L174 99H172L173 97L171 98V95H170L169 97H165L166 100H167V98H171L173 101H169L170 103L167 102L168 104L163 105V110H162V112H160V113H161L160 115L157 114V117H158V115H159V116H167V117H168V116H170V117H171V116H179V117H180V116H182V117H183V116H184V117L187 116V118L190 119V118H193L192 116H194V117H196V116L199 117V116H200V119H199V120H197V119L195 120V121L198 122V121H200V120L202 121V119H201L202 117L208 116L209 118H206V120L208 121V120L210 119V116H211V117L213 116V118H214L215 116L218 117L217 115H220V117L222 118V114H223V113H227V111H228L227 114H232L233 112H235L234 109H233V112H232V113H229V110L232 111V110L230 109L229 106L232 105L231 102H234V103L236 104V103H237L236 100L238 101V98H239L240 96L242 97V102H243V101L246 102V101H245V100H246V97H245V100H243V99H244V96H243V94H242V93H245L243 90H245L246 88L244 89V87L242 86V87H243L242 93H241V90H240V91L238 90L239 88L236 87V86H237V85H236L237 79L234 80L233 78H230V77H229V76L233 75L232 73H231V75H230V74H227L228 77H229V79H230V80H228L229 83L226 82L225 79H227V77H226L225 74L223 73L224 75H222L221 77L225 76L226 78H225V79H224V78H220V80H219L220 82H218L220 85H222V86H220V87L218 86L217 81L214 79L215 77L211 76V75H213V74H211V75L209 74V76H207V75L204 76ZM214 74H215V71H214ZM91 75H92V73H90V76H91ZM181 75H182V73H181ZM188 75H189V73H188ZM258 75H257V77L261 78V76H260V75L258 76ZM159 76L161 77V74H160V73H159L158 76L156 75V79H157V78L160 79ZM184 76H185V75H184ZM191 76H192V75H191ZM210 76H211L214 80H213L212 78H210ZM219 76H220V75H219ZM219 76H217V77H219ZM234 76H235V75H234ZM154 77H155V76H153V78H154ZM163 77H164V76H163ZM163 77H162V78H163ZM171 77H172V78H171ZM171 77H170V78L173 80V77H177V76H176V74H175V76H174V75H173V76L171 75ZM179 77H180V76H179ZM187 77H188V76H187ZM193 77H195V76H193ZM193 77H192V78H193ZM207 77H209L211 80H213V82L210 83L209 81H211V80H209ZM232 77H233V76H232ZM257 77H256V80H257ZM110 78H111V77H110ZM110 78H109V82H110ZM151 78H152V76H151ZM184 78H185V77H184ZM195 78H196V77H195ZM259 78H258V79H259ZM83 79H84V78H83ZM154 79H155V78H154ZM188 79H189V78H188ZM197 79H198V78H197ZM207 79H208L209 81H208ZM216 79H217V78H216ZM221 79H224V80H222V81H223L224 83H226V84H229V85H224V84H222L223 82H221ZM232 79H233V80H232ZM241 79H242V81H243V83H244L245 80H244L243 78H241ZM253 79H254V78H253ZM130 80H131V79H130ZM136 80H137V79H135V80L133 81V79H132L131 81L135 82ZM164 80H165V79H164ZM166 80L169 81V79H166ZM166 80H165V82H167ZM172 80H170V81H172ZM174 80H176V79H174ZM190 80H192V79H190ZM256 80L254 81V85L256 86V88H258V87H260V86H259V84L257 85ZM78 81H80V79H79ZM105 81H106V80H105ZM121 81H122V80H121ZM125 81H126V79H125ZM125 81L123 80V82H125ZM128 81H129V80H128ZM131 81H130V83H131ZM137 81H138V80H137ZM157 81H158V80H156V83H155V82L153 83V84H156V86H153L152 84L150 85L149 82H148L149 85H148L147 83H146V84H145V83L142 84L143 86L141 85V87H143V88L149 86L147 89L144 88V90H146L145 92H143L144 90L141 91L142 88L140 87V85L138 84V82H136V84L134 83V85H133V83H131V86L133 85L132 88L135 89V86L138 84V85H139V88H141V90H140V89H136V90H139L140 92H143V93H140V92L137 93L136 90H135L136 92L134 91V93H135V94L137 93L136 95H138L137 97L135 96L136 98L134 97V99H133V96L131 97V98L133 99V100H132V103H133V101L136 99V100L134 101V102H135L134 104H130V102H129V101L131 100V98L129 97L130 95L126 94V93H129V92H127L128 90L126 89V86H128V85H126V86L124 85V88L126 89V91H125V89H123V90L125 91L124 94H126V95H125L126 97H127V95H128V97L130 98V100L127 101L126 99H124V98H125V97H124V94H123L122 97H124L123 99H124L125 101L129 102V104H130L131 106L133 105V110L137 109V110H135V112L137 111V114L134 112L136 116H137V115H138V116H145V115H146V114H145V115L143 114V113H144V112H143V109H144L146 106L148 107V104L144 107V105H145V104L143 103L144 100H145L144 97H148V96H149V97L151 98L150 95H152L153 99H156L155 96H157L158 94H160V95L162 94L161 92L158 93V91H160V88H161V87H162V88L165 87V85L162 86V85H161L162 83L159 84V82H158V84H157ZM159 81H160V80H159ZM170 81H169V82H170ZM176 81H178V80H176ZM176 81H175V82H176ZM181 81H182V79H181ZM194 81H195V80H194ZM235 81H236V82H235ZM240 81H241V80L239 79L238 82H240ZM242 81H241V82H242ZM250 81H251V80H250ZM82 82H83V80H82ZM140 82H141V81H140ZM151 82H153V80H150V83H151ZM169 82H168V83H169ZM175 82H174V84L177 83V82H176V83H175ZM178 82H180V81H178ZM230 82H231V83L233 82V83H234V86H235L236 88H238L237 91L239 92L240 96H239L238 92L236 93V89H233L234 86H233V87L230 86V85H233V84H230ZM257 82L260 83L259 80H257ZM77 83H79V82H77ZM77 83H76V85H79V84H77ZM80 83H81V82H80ZM111 83H112V81H111ZM111 83H110V84H111ZM113 83H114V82H113ZM118 83H119V84H118ZM118 83H117L118 85H117L116 83L114 84L115 87L118 86V88L116 87V90H117V89H120L119 86H120V83H121V82H118ZM126 83H127V81H126L124 84H126ZM171 83H172V82H171ZM185 83H186V82H185ZM185 83H184V86H186ZM243 83H241V84H243ZM248 83H250V82H248ZM251 83H252V82H251ZM255 83H256V84H255ZM72 84H73V83H71L70 85H72ZM95 84H96V83H95ZM98 84H99V83H98ZM100 84H102V83H100ZM104 84H106V83H104ZM122 84H123V83H122ZM172 84H173V83H172ZM172 84H171V86H172ZM174 84H173V85H174ZM178 84H180V83H178ZM182 84H183V82H182ZM182 84H181V86H183ZM241 84H240V85H241ZM245 84H246V83H245ZM92 85H94V84H92ZM96 85H97V84H96ZM111 85H112V84H111ZM111 85H110V87H112V86L114 87V85H112V86H111ZM138 85H137L136 87H138ZM146 85H147V86H146ZM166 85H167V84H166ZM223 85H224V87H223ZM238 85H239V83H238ZM248 85H249V84H248ZM248 85L246 84L245 87H247ZM252 85H253V84H252ZM74 86H75V85H74ZM98 86L100 87L101 85H98ZM98 86H97V87H98ZM103 86H104V85H103ZM105 86H106V85H105ZM105 86H104V87H105ZM108 86H109V85H108ZM121 86H122V88H123V85H121ZM129 86H130V84H129ZM131 86H130V87H131ZM168 86H169V84H168ZM175 86H176V85H175ZM175 86H174V87H175ZM225 86H227V88H228V86H229V87L231 88V90H232V89L235 90V91H232V92H235L236 96L232 93V94L235 96L234 100L231 101V99H232L234 96L232 95L233 97H230L231 95H229V96L224 97L223 101H221L220 103H218V101H219L220 99H216V98H215V97H217V96H216V95H217L216 92L219 93V94H218V97H219V95L222 93V91L224 92L223 94H225V91H229V90H226L227 88H225ZM255 86H253L254 89H255ZM257 86H258V87H257ZM75 87L77 88V86H75ZM104 87H102V88H104ZM115 87H114V88H115ZM169 87H170V86H169ZM169 87H166V88H167L168 90H170ZM218 87H219V91H218ZM221 87H222V88H221ZM235 87H234V88H235ZM239 87H241V86H239ZM248 87H249V86H248ZM250 87H251V88H247V89H249V90L253 89L252 86H250ZM67 88H68V87H67ZM71 88H72V90H73L74 87L72 86ZM76 88H75V89H76ZM92 88H94V87H92ZM102 88H101V90H102ZM114 88H113V89H114ZM127 88H128V87H127ZM166 88H165V89H166ZM175 88H176V87H175ZM179 88H180V86H179ZM184 88H185V87H184ZM188 88H189V87H188ZM220 88H221L222 90H220ZM223 88L225 89V91H224ZM230 88H229V89H230ZM64 89H65V88H64ZM69 89H70V87H69ZM95 89H96V87H95ZM104 89H105V92H107L106 90H108V87H106V88H104ZM128 89H129V88H128ZM130 89H131V88H130ZM130 89H129V91H130V93H131L132 90H134V89H131V90H130ZM165 89H163V90L166 91ZM180 89H181L182 91L184 90V89H182V87H181ZM254 89H253V90H254ZM263 89H261V90H263ZM66 90H67V89H66ZM97 90L99 91V89H97ZM101 90H100V91H101ZM120 90H121V89H120ZM161 90H162V89H161ZM172 90H173V88H172ZM175 90H178V88H176ZM249 90H246V93H249V94H246V95H250V94H251V93H250L251 91L249 92ZM253 90H252V91H253ZM67 91L69 92V90H67ZM78 91H79V90H78ZM98 91H97V94H96V95L93 94L94 97H95V98L93 99L94 101H95V99L97 100V98H100V97H97V96L100 94ZM103 91H104V90H103ZM109 91H110V90H108V92H107L106 95H107V96H110V95L112 96L113 94H109ZM124 91H123V92H124ZM170 91H171V90H170ZM170 91H169V92H170ZM247 91H248V92H247ZM259 91H260V90H259ZM70 92H71V91H70ZM105 92H103V94H104ZM110 92H111V91H110ZM115 92H117V91H115ZM115 92H114V94H115ZM120 92H121V91H120ZM120 92H119V93H120ZM123 92H121L120 94H119L118 92H117V93L119 94V96H121ZM169 92L166 91V93H169ZM173 92H175V91H173ZM179 92H180V90H179ZM79 93L81 94V91H80ZM93 93H94V91H93ZM95 93H96V92H95ZM98 93H99V94H98ZM117 93H116V94H117ZM134 93H133V94L131 93V95H134ZM154 93H155V94H154ZM261 93H262V92H261ZM64 94H65V93H64ZM64 94H63V95H64ZM68 94H70V93H68ZM80 94H77V95L79 96ZM156 94H157V95H156ZM177 94H178V93H177ZM179 94H180V93H179ZM215 94H216V95H215ZM241 94H242V95H241ZM256 94H257V93H256ZM71 95H72V93H71ZM71 95H68V97H70ZM93 95H91L92 98H93ZM106 95H105V98L107 97ZM160 95H158V97H160ZM164 95H165V94L163 93V95H162L163 98H164ZM175 95H176V94H175ZM244 95H245V94H244ZM61 96H62V95H61ZM81 96H83V95H81ZM114 96H115V95H114ZM162 96H161V97H162ZM223 96H224V95H223ZM238 96H239V97H238ZM253 96H255V94H253ZM256 96H257V95H256ZM64 97H66V96H64ZM112 97H113V96H112ZM115 97H116V96H115ZM115 97H114V99H115ZM122 97H121V99H122ZM128 97H127V98H128ZM218 97H217V98H218ZM221 97H222V94H221V96H220L219 98H221ZM237 97H238V98H237ZM263 97H264V90H263ZM79 98H80V99H81V98L83 99V97H79ZM102 98H104V96L102 97V92H101V99H102ZM107 98H108V97H107ZM109 98H111V97H109ZM109 98H108V100H109ZM118 98H119V97H118ZM214 98H215V99H214ZM222 98H223V97H222ZM230 98H231V99H230ZM251 98H252V95H251V97H250L249 99H251ZM55 99H57V98H55ZM55 99H54V100H55ZM62 99H63V98H62ZM71 99H72V98H71ZM75 99H76V98H75ZM75 99L73 98V100H75ZM80 99H79V101H80ZM85 99H86V98H85ZM89 99H91V98H89ZM151 99H152V98H151ZM151 99H149V100H151ZM153 99H152V100H153ZM157 99H158V98H157ZM213 99H214V100H217V103H216V104H215V102H213ZM240 99H241V98H240ZM257 99H258V98H257ZM257 99H256V100H257ZM57 100H61V99H57ZM57 100H55V101L58 102ZM64 100H65V99H64ZM66 100H68V98H67ZM69 100H70V99H69ZM73 100H72V101H73ZM77 100H78V99H77ZM87 100H88V99H87ZM93 100L91 99V101H90L89 103L94 102ZM99 100H100V99H99ZM102 100H104V99H102ZM106 100H107V99H106ZM106 100H105V101H106ZM108 100H107V101H108ZM110 100H112V98H111ZM158 100H159V99H158ZM169 100H170V99H169ZM247 100H248V99H247ZM251 100H252V99H251ZM122 101H123V100H122ZM125 101H124V105H123V104H121V105H123L125 108H128V107L125 106ZM147 101H148V99H147ZM161 101H164V99H162ZM161 101H160V102H161ZM167 101H168V100H167ZM248 101H250V100H248ZM254 101H255V100H254ZM254 101H253L252 103H258V101H256V102H254ZM70 102H71V100H70ZM70 102H69V103H70ZM74 102H76V101H74ZM77 102H78V101H77ZM80 102H82V101H80ZM80 102H78V103H80ZM127 102H126V104H127ZM148 102H149V101H148ZM148 102H147V103H148ZM157 102H158V101H157ZM160 102H159V103H160ZM165 102H166V101H165ZM228 102H229V103H228ZM238 102H240V100H239ZM244 102L242 103L243 105L245 104ZM259 102H260V101H259ZM261 102H263V101H261ZM54 103H55V102H54ZM62 103H64L63 100H62ZM62 103H61V108H62L61 112L63 111V112H62L63 114H62V115L60 114L59 116H57V117L55 118V120H54L50 125H43V124H41L40 121H39V124H40V125H39V128L42 129V131H43L45 128H46V129H47V128H49V129L56 128L57 126H59L60 123H62V122H61L62 120L64 121V119H66V118L68 119V117H69L68 115H69L70 113L73 115V112H70V113H69V111L72 109L73 106L76 107V105L71 106V105L68 103V105H70L71 108H70V106H68L69 108H67V107H66L67 105L64 106L66 103L63 104V105H62ZM72 103H73V102H72ZM98 103H99V102H98ZM98 103H97V104H98ZM119 103H120V102H119ZM122 103H123V102H122ZM163 103H164V102H163ZM163 103H162V104H163ZM230 103H231V104H230ZM234 103H233V104H234ZM249 103H250V102H249ZM55 104H56V103H55ZM74 104H75V103H74ZM107 104H108V103H107ZM129 104H127V106H128ZM149 104H150V102H149ZM235 104H234V106H235ZM242 104H241V105H240V103L238 104V105L241 106V109L243 108V105H242ZM260 104H261V103L258 104V107H259ZM77 105L81 106L80 104H77ZM98 105H99V104H98ZM98 105H96L95 108H96V107H97V108H100V107H98ZM102 105H104V104H102ZM102 105H100V106H102ZM105 105H106V104H105ZM105 105H104V106H105ZM155 105H157V104H155ZM149 106H150V105H149ZM232 106H233V105H232ZM236 106H237V104H236ZM248 106H249V105H248ZM261 106H262V104H261L260 107H259L260 109H261ZM65 107H66L67 109H66ZM75 107H74V108H75ZM121 107H122V106H121ZM237 107H239V106H237ZM252 107H253V106H252ZM5 108H6V107H5ZM77 108L79 109L80 107L77 106ZM93 108H94V104H93ZM118 108H119V107H118ZM134 108H135V109H134ZM233 108H235V107H233ZM244 108H245V107H244ZM246 108H247V107H246ZM249 108H250V107H249ZM259 108H257V110H258ZM101 109H102V108H101ZM121 109H123V107H122ZM180 109H181V110H180ZM236 109H237V111H238V109H240V108H236ZM236 109H235V110H236ZM255 109H256V108H255ZM260 109L258 110L259 112L255 110V111H256L255 113H259V114H260ZM124 110H125V109H124ZM126 110L129 111V108L126 109ZM130 110H131V109H130ZM159 110H161V109L159 108ZM242 110H243V109H242ZM242 110H240V111H242ZM251 110H252V108H251ZM251 110H248V112L251 111ZM263 110H264V108H263ZM34 111H36V110L34 109ZM77 111H78V110L76 109V110L74 111V113L77 112ZM128 111H127V112H128ZM140 111H141V112H140ZM31 112H32V111H31ZM36 112H37V111H36ZM36 112H35V113H36ZM38 112H39V111H38ZM96 112H98V111H96ZM117 112H118V113H117ZM117 112H116L117 115H116V114H113V115H114V116H115V115H116V116H119V115H120V116H121V117L119 116V117H120L119 120H120V119L123 117V114H122V115L120 114V113H121V110H120V109H119V111L117 110ZM123 112H124V113H127V112H125V111H123ZM123 112H122V113H123ZM238 112H239V111H238ZM238 112H235V113L238 114V116H239V113H240V112H239V113H238ZM243 112H244V111H243ZM262 112H263V111H262ZM262 112H261V113H262ZM32 113H33V112H32ZM32 113H31V114H32ZM41 113H42V112H40V114H41ZM77 113L80 114V112H77ZM132 113H133V111L131 112V114H129L130 116H128V119H131V120H132V116H131ZM134 113H133V114H134ZM245 113H247V112H245ZM245 113H242V115H241V113H240L241 118L243 117V114H244V116H245ZM1 114H2V113H1ZM31 114H29V115H31ZM78 114H77V116L82 115V114H80V115H78ZM88 114H89V116L91 115L90 113H88ZM227 114H226V115H227ZM253 114H254V113L252 112V114H249V116H250V115H253ZM259 114H257V115H259ZM29 115H28V116H29ZM38 115H39V114H38ZM41 115H42V114H41ZM72 115H70L71 118H72V123H74V122L76 123V121H77V124H78L80 121H79V120H76V119H77V116H73V117H74V118H73ZM74 115H75V114H74ZM85 115H87V114H85ZM125 115H126V114H124V116H125ZM154 115H155V114H154ZM154 115H153V116H150V117H156V116H154ZM257 115H256V118H257ZM22 116H23V115H22ZM31 116H32V115H31ZM35 116L37 117V115H35ZM35 116H34V117H35ZM82 116H83V115H82ZM82 116H81V117H78V119L83 118V119H80V120H84V118L87 117L88 115L85 116V117H82ZM89 116H88V117H89ZM148 116H149V115H148ZM189 116H190V117H189ZM201 116H202V117H201ZM224 116H225V114L223 115V117H224ZM234 116H235V115H234ZM254 116H255V115H253V117H254ZM29 117H30V116H29ZM38 117H39V116H38ZM112 117H113V116H112ZM112 117H111L110 119H107V120H112ZM126 117H127V116H126ZM126 117H125V118H126ZM130 117H131V118H130ZM133 117H134V115H133ZM145 117H146V116H145ZM150 117H149V118H150ZM179 117H178V118H179ZM182 117H181V118H182ZM184 117H183V118H184ZM258 117H259V116H258ZM17 118H19V117H17ZM20 118H21V117H20ZM23 118H24V120H25L27 117L25 118V116H24ZM69 118H70V117H69ZM113 118H114V117H113ZM125 118H123V119L125 120ZM146 118H147V117H146ZM163 118H164V117H163ZM185 118H186V117H185ZM187 118H186V119H187ZM213 118H212V122L214 123ZM225 118H226V117H225ZM230 118H232V116H231ZM237 118H239V117H237ZM237 118H236V120H237ZM241 118H239V119H241ZM254 118H255V117H254ZM21 119H22V118H21ZM27 119H28V118H27ZM27 119H26V120H27ZM29 119H30V118H29ZM85 119H86V118H85ZM115 119L118 120V118H116V117H115ZM115 119H114V120H115ZM135 119H136V118H135ZM135 119H134V122H135ZM141 119H143V117H142ZM153 119H154V118H153ZM158 119H160V118H158ZM164 119H165V118H164ZM203 119H205V118H203ZM216 119H219V118H216ZM222 119H223V118H222ZM18 120H19V119H18ZM86 120L88 121L89 118H87ZM86 120H84V121H82V122H80V123H81V124H82V123L84 124ZM103 120H104V119H103ZM114 120H113V121H114ZM145 120H146V119H145ZM148 120H150V119H147V121H145V122H147V123L149 124L150 122H148ZM161 120H162V122L160 123ZM161 120H160V121L157 120V121H158L157 123H159L160 126H161L162 123H164L162 118H161ZM167 120H168V121H167L168 124H171V123H169V122H170V121L172 122V119L170 118V121H169V119H167ZM179 120H181V119L179 118L178 121H179ZM184 120H185V119H183L182 123L185 122V124H186L187 121H184ZM214 120H215V119H214ZM226 120H227V119H226ZM226 120H224V121H226ZM230 120H231V119H230ZM30 121H31V119H30V120H27V121H26L27 123H25V121H24L23 123H25V124H30ZM70 121H71V119H70ZM70 121H68V122H70ZM115 121H116V120H115ZM122 121H123V120H122ZM136 121H137V120H136ZM139 121H140V120H139ZM153 121H154V120H153ZM155 121H156V120H155ZM155 121L153 122L154 124H156ZM195 121H194V122H195ZM201 121L198 122V124L201 123ZM203 121H204V120H203ZM203 121H202L201 124H203ZM218 121H220V120H218ZM218 121H217V122H218ZM224 121L222 120V122H224ZM107 122H108V121H106V123H107ZM125 122H126V121H125ZM125 122L123 121V123H122V122L120 123V125L123 124L124 129H125V127H126L127 129L129 128V127L126 126V123H127V122H129V124L127 123V125H131L130 128L133 127V124L130 123V122H131L130 120H128L126 123H125ZM151 122H152V121H151ZM167 122H165V123H167ZM189 122H190V121H189ZM194 122H192L191 124H193ZM208 122H209V121H208ZM208 122H207V123H208ZM210 122H211V121H210ZM210 122H209V125H211ZM217 122H216V123H217ZM80 123H79V126H81ZM86 123H87V122H86ZM89 123H90V122H89ZM89 123L84 124V125H88ZM106 123H105V124H106ZM117 123L119 124V121H117ZM117 123H116V124H117ZM132 123H133V122H132ZM137 123H139V122H137ZM137 123H136V124H137ZM153 123H152V124H153ZM177 123H178V122H177ZM177 123H176V127H177V125H178V127H179V125L182 124V123H181V124H177ZM233 123H234V122H233ZM91 124H92V123H91ZM109 124H111V122H109ZM116 124H115V125H116ZM124 124H125V125H124ZM134 124H135V123H134ZM136 124H135V125H136ZM148 124H146V123H142L140 126L137 127V129H136V126H137V125H136V126L134 125L135 128L133 127V128H134L133 130H134V132H135V135L138 136V134H141V135H147V134H148V135H147V136H148V140H149V139L152 140V139L150 138V137H152V136H150L151 133L149 132V130H151V129L148 130V128H149L152 124H150V126H148ZM191 124H190V125H191ZM194 124H195V123H194ZM198 124H197V125H198ZM113 125H114V123H113L112 125H110V126H112L113 128H115L116 126L114 127ZM156 125H157V124H156ZM197 125H196V126H197ZM209 125H208V124H207V125L205 124V126H206L207 128H208ZM212 125H214V124H212ZM215 125H217V124H215ZM215 125H214V126H215ZM90 126H91V125H90ZM92 126H93V125H92ZM102 126H104V125H102ZM106 126H107V128H108V124H107ZM106 126H105V127H106ZM123 126H122V127H121V126L118 127V125H117V127L119 128V130H121V128H123ZM162 126L165 127L166 124H165V125H162ZM162 126H161V128H162ZM167 126H168V125H167ZM169 126H170V125H169ZM182 126H183V125H182ZM18 127H19V126H18ZM81 127H82V126H81ZM84 127H86V126H84ZM105 127H104V131H107V130H105V129H106ZM117 127H116V128H117ZM152 127H154V126L152 125ZM158 127H159V126H158ZM164 127L162 128V131H163ZM176 127H175V128H176ZM184 127H185V126H184ZM184 127H183V128H184ZM194 127H195V126L192 125V127L190 128V130H191L192 128L194 129ZM202 127H204V125H202L201 128H202ZM206 127H205V128H206ZM211 127H212V126H211ZM90 128H91V127H90ZM102 128H103V127H102ZM102 128H101V130H102ZM118 128H117V130H118ZM130 128L128 129V133H129V130L131 131V133H132V131H133V130L130 129ZM179 128H180V127H179ZM179 128H178V129H179ZM181 128H182V127H181ZM181 128H180V129H181ZM197 128H200V124H199V126L195 127V132H196V131H200V129L197 130ZM205 128H204V129H205ZM207 128H206V129H207ZM81 129H83V128H81ZM85 129H86V128H85ZM91 129H92V128H91ZM91 129H90V130H91ZM108 129H109V128H108ZM124 129H123V130H124ZM127 129H126L125 131H123V132H124L123 134L127 133ZM135 129H136V131H135ZM152 129H153V128H152ZM184 129H185V128H184ZM202 129H203V128H202ZM209 129H210V127H209ZM90 130H89V131H90ZM93 130L95 131V129H93ZM96 130H97V129H96ZM113 130H114V129H113ZM113 130H109V131L112 133ZM147 130H148V132H149L150 134L147 132ZM153 130H154V129H153ZM167 130H168V129H166V134H167ZM42 131H41V133H43ZM46 131H47V130H46ZM76 131H77V130H74L75 133H76ZM104 131H103V135H104V133L106 134V132H104ZM145 131H146V132H145ZM181 131H182V130H181ZM204 131H205V130H204ZM77 132H78V131H77ZM97 132H98V131H97ZM97 132H96V133H97ZM114 132H115V131H114ZM114 132H113L112 134H116V133H114ZM134 132L132 133L133 135H134ZM144 132H145V133H144ZM178 132H179V130H178ZM202 132H203V131H202ZM206 132H207V131H206ZM87 133L89 134L88 131H87ZM90 133L92 134L93 132L91 131ZM121 133H122V131H121ZM121 133L119 134V132H117V134H119V135H122ZM156 133H157V132H156ZM160 133H161V131H160ZM179 133H181V132H179ZM193 133H194V132H193ZM193 133H192V134H193ZM204 133H205V132H204ZM18 134H19V133H18ZM69 134H70V133H69ZM73 134H74V133H73ZM73 134H70V135H73ZM79 134H80V132H78V136H79V137H80L81 135L84 136V134H80V135H79ZM91 134H89V135H91ZM99 134H100V129H99ZM154 134H155V133H154ZM161 134H163V136H164V135H165V131H164V133H161ZM196 134H199V133H196ZM76 135H77V133H76ZM96 135H97V134H96ZM158 135H159V134H157L156 136H158ZM194 135H195V134H194ZM124 136H125V135H124ZM127 136H128V135H127ZM131 136H132V135H131ZM163 136H158V137L161 138V142H160V144H161V143L164 144V143L162 142V137H163ZM11 137H12V136H11ZM11 137H10V138H11ZM15 137H16V136H15ZM85 137H86V136H84V138H85ZM91 137H93V138L96 139L95 134H94V136L91 135ZM97 137H98V136H97ZM132 137H135V136H132ZM5 138H7V137H5ZM71 138L76 139L74 136L71 137ZM98 138H99V137H98ZM111 138H112V137H111ZM139 138H140V137H137L138 140H140V139L142 140V139H143V138H140V139H139ZM164 138H165V137H164ZM78 139H79V138H78ZM78 139H77V140H78ZM103 139H105V138H103ZM118 139H119V138H116V141L114 140V142H116L115 144H116V147L118 146L117 148H120V147L122 148V147H123L122 149L120 148V149L122 150V154H123V155L125 154V155H128V156L132 155V153H131V154L129 153V152H131V151H129V152L127 151L126 153H123V152L126 151V150H125L126 147H125V145H123V143H125L126 146H128L129 144L127 145V142H123V143H122L123 146H122V145H120V143L118 144ZM134 139H135V138H134ZM153 139H154V138H153ZM172 139H173V138H172ZM82 140H83V139H82ZM119 140H120V139H119ZM146 140H147V138H145V141H146ZM150 140H149V143L146 142V144L144 143V145H147V146H148V144L151 143ZM155 140H156V138H155ZM155 140H154V141H155ZM157 140H159V138H158ZM157 140H156V141H157ZM174 140H176V139H174ZM1 141H2V140H1ZM74 141H75V140H74ZM80 141H81V138H80ZM80 141L78 140V142H80ZM84 141H85V140H83L82 142H84ZM86 141L88 142V140H86ZM106 141H107V144H106ZM106 141H105V140L103 141V142H105L104 144H103V142H102L103 145L101 146V148L99 147L100 150H102L103 147H104V149L107 148L108 146L106 147L105 144L108 145L109 142H110L111 140H109V141L106 140ZM133 141H134V140H133ZM136 141H137V140H135L134 143H135ZM143 141H144V139H143ZM145 141H144V142H145ZM152 141H153V140H152ZM154 141H153V142H154ZM163 141H164V140H163ZM11 142H12V141L10 140V144H11ZM72 142H73V141H72ZM87 142H86L87 145L90 144L89 142H88V143H87ZM114 142L112 141V143H110V144L113 145ZM138 142H139V141H138ZM140 142H141V141H140ZM158 142H159V141H158ZM165 142H166V141H165ZM12 143H13V142H12ZM74 143L76 144V142H74ZM74 143L72 144L73 146H74ZM93 143H94V142H92L91 144H93ZM134 143L131 142L130 146H131V145L133 146ZM154 143H156V142H154ZM8 144H9V142H8ZM78 144L82 145V144H84V143L81 144V142H80V143H78ZM136 144H137V142H136ZM136 144L134 145V146H136V147H134V148H138L137 146L140 145V144H139V145H138V144L136 145ZM151 144H152V143H151ZM156 144H157V143H156ZM168 144H169V143H168ZM12 145H13V144H12ZM12 145H11V146H12ZM76 145H77V144H76ZM93 145H94V144H93ZM93 145H92V147H93ZM95 145H97V144H95ZM95 145H94V146H95ZM112 145H110V146H112ZM119 145H120V147H119ZM141 145H142V143H141ZM141 145H140V146H141ZM83 146H84V145H83ZM98 146H100V142H99ZM98 146H97V147H98ZM110 146H109V147H110ZM152 146H153V145H150V147H152ZM154 146H155V145H154ZM157 146H159V145H157ZM164 146H165V144H164ZM170 146L172 147L171 144H170ZM77 147L80 148V149L84 148V150L86 151V150L88 149V147H90V146H88V147L86 146V147H82V148H81L80 146H77ZM77 147H73L72 149L76 148V150H77ZM112 147H113V146H112ZM124 147H125V148H124ZM145 147H146V146H145ZM145 147H144V146L141 147V148H142V151H143V150H146V149H143V148H145ZM155 147H156V146H155ZM159 147H160V146H159ZM161 147H162V151H160V152H163V151L165 152V150H163L164 147H163V146H161ZM86 148H87V149H86ZM90 148H91V147H90ZM93 148H95V147H93ZM93 148L90 149V152H92V150L95 151V149H93ZM99 148L96 149V150H99ZM130 148H131V147H130ZM146 148H147V147H146ZM153 148H154V147H153ZM168 148H169V147H168ZM108 149H109V151H110V148H108ZM113 149H115V147H114ZM138 149H139V148H138ZM138 149H137V150H138ZM74 150H75V149H74ZM82 150H83V149H82ZM105 150H106V149H105ZM127 150H128V149H127ZM137 150H136V151H137ZM149 150H150V149H149ZM149 150L147 149V151H149ZM166 150H167V149H166ZM77 151H78V150H77ZM85 151H84V152H85ZM87 151H88V150H87ZM87 151H86V153H87ZM107 151H108V150H106L105 152H107ZM114 151H115V153H116V151H118V150L115 149ZM119 151H120V150H119ZM134 151H135V149H134ZM134 151H133V153L136 152V151H135V152H134ZM138 151H139V150H138ZM138 151H137V152H138ZM142 151H141V152H142ZM147 151H145V152H147ZM158 151H159V150H158ZM158 151L156 150V151H154V152H156L157 154L159 153L158 155H161V158H162V155H163L164 152L161 154V153L158 152ZM167 151H168V150H167ZM69 152H70V151H69ZM81 152H82V151H81ZM100 152H101V151H100ZM137 152H136V153H137ZM141 152H138V154L140 153V155H141V154H142ZM71 153H72V152H71ZM88 153H89V152H88ZM88 153H87V155H88ZM98 153H99V151H98V152L89 153V156L91 155V156H90V159H89L88 157H86V158H84V159H86V161H85V160L83 161V159H82V160L80 159V160L83 161V162H87V158H88L89 160H92V163H93V162H94V163L96 162V164H97L98 162H100V161L102 160V158H103L102 156H104V151L102 152L103 155H102V154H99L101 157H98ZM143 153H144V152H143ZM79 154H81V153H79ZM106 154H107V153H106ZM109 154H110V152H109ZM111 154L113 155L114 152L112 153V151H111ZM138 154H137V155H138ZM157 154H155L156 157H154V155H153V157H154V159H155L156 161H157L158 158H159V156H157ZM165 154H166V152L164 153L163 156H165ZM65 155H66V154H65ZM68 155H69V154H67L66 156H68ZM112 155H109V156L112 157ZM119 155L121 156L120 153H119ZM140 155H138V157H139ZM168 155H170V154H168ZM172 155H173V154H172ZM74 156H75V155H74ZM80 156H81V155H80ZM83 156L85 157V154H84V153H83ZM83 156H82V157H83ZM109 156H108V157H109ZM114 156H115V154H114ZM114 156H113V157H114ZM133 156H134V154H133ZM133 156H132V157H133ZM151 156H152V155H151ZM173 156H174V155H173ZM116 157H117V159H119L118 156H116ZM153 157H152V158H153ZM157 157H158V158H157ZM165 157H166V156H165ZM57 158H58V156H57ZM63 158H64V157H63ZM73 158H76V156L73 157ZM73 158H72V159H73ZM99 158H101L100 161H99ZM104 158H105V156H104ZM104 158H103V159H104ZM156 158H157V159H156ZM161 158H160V160H161ZM58 159H59V160H60V159L62 160V158H60V157H59ZM70 159H71V156H70ZM78 159H79V157H78ZM97 159H98V160H97ZM105 159H107V158H105ZM117 159H114V161L117 162V163L113 162V160L111 161L110 159H109V160H110L109 162H103V163H104V166H103V164H102V166H103L102 168H98V166H97V170L94 169V168H96V167L94 166V168H93L92 165H91L92 167H91V166L88 167V165L86 164L87 168H86L85 164H84L85 167L81 165V166H82V171H83L84 169H86L85 172H84V171H83V172H84V173H86V172L88 173V172H89V173H88V174H89L88 176H89L91 179H89L90 182H88V183L84 181V183H86V184H85L86 186H84V187L79 188V186H78V187L76 186L77 189L75 188V189H76L75 191H74V187H75V186L73 187V186L71 185L72 182L70 183L69 180H68V181H69L68 183H69L71 186H70V185H68V186H69V187H73V188H69V189H68L69 191L66 190V188H68V186L65 187L66 184L63 186L64 188H63L62 186H61V188H60V184H61V183L59 184L60 181L58 182V181H56V180H53V182H56V183L59 184V185H58V186H59V188H58L59 190L62 189V188L65 189V192H64V191L62 192L63 189H62L61 191H59V193L61 192V193H60L61 195H62V193L64 194V193H66V192H67L66 195H67V194H69V195H67V196L64 195V197H60L61 195H57V194H56V195H55L56 197H55L54 199H50V198H49V199H46V196H45V199L43 198L44 200H41V203H40L39 200H38V201H39V202H38L37 199H35V196H34L35 201H34V199L31 200L32 202L30 201V205H31V207H33V205L31 204V203H33V201H34V203H35V204L33 203V204H34V207H35L36 203H38L39 206L36 205V207H35L34 209H33V208H32V209L35 210L36 208H38V209H39V212H38V209L35 210V211H32L31 209H30L31 211L29 210L30 207L28 206V204H29V203H28V200L25 201L26 198L23 200V197H24V196L21 197V199H18L17 202L13 205V210H12L13 212H16V209H17L16 207L19 206L20 204H22L23 201H24V209H23V207L20 206V209H22V210L19 209L18 211L26 210V207H28V208H27L28 211H30V212H36V213L38 212L39 214H38V215L36 216V218H34V219H32L33 216L31 217L30 215H28V217L30 216L29 218L26 216V217L28 218V220H29V221L27 222V226H22V225H21L22 223L20 224V221H23V222H24L25 219L22 220L23 218H21V220H19V219H20V217H19V218H18V220H19V223H18V224L21 225V228H22V227H25V228H22L23 230H22L21 228H17V227H19L20 225L17 226V227L14 225V224H16V220H17V219L15 220V219L12 217V219H14V222H15V223L13 222L14 224L11 223L13 220H8L9 223H7V224H9V228H10V226H11V224H12V226L14 225V226L17 228V230H20V229H21V230H20V234H21L20 237H18L19 231L16 232V233H18V234H17V237L20 239V243H17V242H16V246H17V244H18V245L21 244V246L19 245V247L17 248V247H15V245L13 244V242H15V240H17L16 233H15V234L12 233V235L8 238L10 232H8V236H7V234H4V232H2L3 234H0V237H1V235H3V236L6 235V236H7V238H5L6 240L3 239L5 236L2 238L3 243H4V241L6 242L7 240H8V243H10L9 241H11V243H12V244L10 243L9 247H7V246H8V243H7V242L5 243L6 245H5V244H2L3 246L5 245V247H7V248L3 247V248H5V249H4L5 251L2 250V249H3L2 246L0 247V249L2 250V252L0 251V254H3V256L0 255V256H2V258L0 257V260H2V264H17V263L19 262L18 260H20V259L22 260V259H23V258H20V257L22 256L23 252H24L25 254H27V255H28V254L30 255V252L34 249V252L36 251V253H37V248H39V246H40V240H41V235L37 234V231H38L37 228L39 227L41 231L44 230V231H46V232H48V233H51V230H49V228H52L53 226H56V227H57V225H59V222L62 221L61 217L63 218V220H65V219H66V215H65V214L68 213V212H75V213H78V212H79V214H80V213H81V214H84V212H86V214H87V212H89V213H90V212H91V213L94 212V214H95V212L99 211V212L96 213V214H98V215H99V213L101 212V216H98V217H97V220H98V221H97L96 223L93 222L96 218H95V219H94V218H91V220H90V222L93 220L92 222L94 223V225H93V223H90V224L93 225V226H92V225H91V226H92L93 228L96 227V229H97V230L95 229V231L92 230V231H93L92 234H97V236H96V238H95V239H97V240H93V241H97V242H98V238H97V237L99 236V234H103V235L99 236V238L101 237L100 240H102V241H106V240H108V237H107V236L109 235V237H111V239H112L111 241H115V243L117 242V244H119V245H122L124 242H126V241H125V238H127L128 234H129V230H130V229H129V226H127V223H128V222H131L133 219H131L132 215H131V213H130V207H128V206H130V205L127 204V203H125L126 201H125V202H124L123 200L120 201V197H121V195H122L121 190H122V189H123V191L126 190V189L124 190V188H125V187H128V185H127L128 182H127L126 186H124V185H125V184H124V185H123L124 187H123V188L121 187V188H120L121 190H119V191H118V190H114V191L112 190L111 193H110V191L107 190V189H108L107 186L112 185V184L114 183V180H119V178H117V177H118L119 174L122 173L121 171H123V170H121V169H122L121 162H122L123 160L121 161V159H120V161H116ZM123 159H124V158H123ZM127 159H131V158L129 157V158H127ZM135 159H136V158H135ZM135 159H133V160H135ZM163 159H164V158H163ZM167 159H169V157H168ZM61 160H60V161H61ZM65 160H66V158H65ZM74 160H75V159H74ZM152 160H153V159H152ZM160 160H159V161H160ZM164 160H165V159H164ZM173 160H176V159L174 158ZM182 160H183V159H182ZM68 161H69V156H68V160H66V162H68ZM75 161L79 162L78 160H75ZM97 161H98V162H97ZM102 161H103V160H102ZM105 161H108V160H105ZM130 161H131V160H130ZM138 161H139V159H138ZM156 161H155V162H156ZM58 162H59V161H58ZM71 162H72V160L70 161V165H71ZM73 162H74V161H73ZM73 162H72V163H73ZM90 162H91V161H90ZM118 162H120V163H118ZM134 162H135V161H134ZM161 162H162V161H161ZM169 162H170V161L168 160V163H167V164H169ZM176 162H179V160L176 161ZM183 162H184V161H181V163H183ZM45 163H46V162H45ZM75 163H76V162H75ZM101 163H102V162H100V164H101ZM140 163H141V162H140ZM157 163H158V165H160L158 161H157ZM165 163H166V160H165ZM170 163H171V162H170ZM181 163H180V164H181ZM262 163H263V162H260L259 160H256V159H254V158H252V159L249 158V160H246V159H245V160H242V159H240V162H237V161H236V162L231 163L230 165H227V166L225 167V169H224V173L227 174V175H231V176H236V175L238 176V174H237L236 172H241V174L244 175V177L249 178V182H256V181H258V180H260V179H262V178L264 177L263 171H261V170L263 169V165H262ZM59 164H60V163H59ZM59 164H57V165H59ZM66 164H67V166H68V163H66ZM73 164H74V163H73ZM82 164H83V163H82ZM88 164H89V163H88ZM90 164H91V163H90ZM105 164H106V165H105ZM146 164H147V163H146ZM151 164H153V163L151 162ZM155 164H156V163H155ZM155 164H154V165H155ZM162 164H163V162H162ZM162 164H161V165H162ZM176 164H177V163H176ZM64 165H65V164H64ZM70 165H69V167H70ZM93 165H94V164H93ZM123 165H124V163H123ZM134 165H135V164H134ZM139 165H140V164H139ZM144 165H145V164H144ZM154 165H153V166H154ZM156 165H157V164H156ZM156 165L154 166L155 169L159 167V166L156 167ZM171 165H172V164H171ZM173 165H174V164H173ZM173 165H172V166H173ZM48 166H49V165H48ZM81 166H79L78 163H77V165H74V166L71 167V168H66V167H65V168H66V174H64V175L62 176V178H61V179H62V182H66V183H67V181H66V180L68 179L67 176L70 177V175H73V178H75L74 176L77 175V172H78V171H80V170H78V169H76V168H79V167H81ZM136 166H138V165H136ZM140 166H141V165H140ZM149 166H150V165H149ZM172 166H171V167H172ZM174 166H175V165H174ZM46 167H47V165H46ZM61 167H62V165H61ZM83 167H84V169H83ZM90 167L93 168V169H91ZM126 167H127V166H126ZM133 167H134V166H133ZM133 167H130V168H131V171H130V172L133 173V175L135 176V174L137 175V173H138L137 171H138V170L136 171V173L133 172V171L136 170V169H134ZM147 167H148V166H147ZM165 167H167V166L165 165ZM171 167H170V169H172ZM177 167H178V166H177ZM132 168H133V171H132ZM137 168H138V167H137ZM139 168H140V167H139ZM150 168H153V167L150 166ZM161 168H162V166H161ZM168 168H169V167H168ZM173 168H174V167H173ZM30 169H31V168H30ZM33 169H34V168H33ZM33 169H32V170H33ZM48 169H53V168H48ZM57 169H58L59 172H60V168H57ZM63 169H64V167L62 168V172H63ZM79 169H80V168H79ZM126 169H127V168H126ZM126 169L124 168V173H125V174H127V173L125 172ZM128 169H129V168H128ZM128 169H127V172L129 173V170H128ZM158 169H160V168H158ZM175 169H176V168H175ZM180 169L183 170L182 168H180ZM184 169H185V168H184ZM64 170H65V169H64ZM77 170H78V171H77ZM87 170H88V171H87ZM93 170H94V171H93ZM163 170H166V168H164ZM167 170H169V169H167ZM76 171H77V172H76ZM82 171L79 172L80 175L83 174ZM91 171H92V173L90 174ZM139 171H140V170H139ZM143 171H144V170H143ZM176 171H177V170H176ZM176 171H175V172H176ZM183 171H184V170H183ZM55 172H56V171H55ZM62 172H61V173H62ZM81 172H82V174H81ZM166 172H167V171H166ZM177 172H178V171H177ZM185 172H186V171H185ZM16 173H17V172H16ZM19 173H20V172H19ZM33 173H35V171H34ZM64 173H65V172H64ZM74 173H76V174H74ZM169 173H170V172H169ZM169 173H168V174H169ZM56 174H57V173H56ZM59 174H60V173H59ZM129 174H130V173H129ZM129 174H128V175H129ZM9 175H10V174H8V176H9ZM19 175H20V174H19ZM83 175H84V174H83ZM85 175H86V174H85ZM90 175H91V176H90ZM130 175H131V174H130ZM11 176H12V175H11ZM11 176H10V177H11ZM15 176H16V175H15ZM60 176H61V174H60ZM88 176H86V177L88 178ZM178 176L180 177V175L177 174V177H178ZM184 176H185V175H184ZM57 177H59V176L57 175ZM76 177H77V176H76ZM79 177H80V176H79ZM174 177H175V176H174ZM177 177H175V178H177ZM179 177H178V178H179ZM181 177H182V175H181ZM181 177H180V178H181ZM3 178H4V176H3ZM13 178H14V177H13ZM25 178H26V177H25ZM71 178H72V177H71ZM80 178H81V179L84 178L83 180L86 179L84 176H83V177L81 176ZM130 178H133V176H130ZM182 178H184V177H182ZM23 179H24V178H23ZM43 179H44V178H43ZM43 179H41V180H43ZM45 179H46V178H45ZM133 179H134V178H133ZM20 180H21V179H20ZM46 180H47V179H46ZM46 180H45V181H46ZM50 180H52V178H50ZM86 180H88V179H86ZM135 180H138V179L135 178ZM2 181H3V180H2ZM48 181H49V180H48ZM75 181H76L77 183H79L76 179L74 180V182H75ZM119 181H120V180H119ZM124 181H125V180H123V183H124ZM7 182H8V181H7ZM53 182H52V184H53ZM76 182H75V183H76ZM43 183H46V182L43 181ZM49 183H50V185H52V184H51V181H49ZM68 183H67V184H68ZM119 183H121V181H120ZM123 183H122V184H123ZM125 183H126V181H125ZM242 183H243V181L240 182V183H237V186H240ZM4 184H6V183H4ZM7 184H9V183H7ZM7 184H6V185H7ZM87 184H88V185H87ZM44 185H45V184H44ZM47 185H48V187L50 186L49 184H47ZM53 185H54V184H53ZM53 185H52V186H53ZM119 185H120V184H119ZM52 186H51V187H52ZM105 186L107 187V189H105V191L107 190V194L109 193V195L107 196V194H106V197H103L104 195H103L102 197H99V196H98L99 192H100ZM112 186H114V184H113ZM115 186H116V185H115ZM129 186H130V185H129ZM132 186H133V185H132ZM5 187H6V186H5ZM9 187H10V186H9ZM51 187H50V188H51ZM118 187H120V186H118ZM10 188H11V187H10ZM10 188H9V189H10ZM112 188H113V187H112ZM116 188H117V187H116ZM128 188H129V187H128ZM128 188H127V190H130V189H131V187H130V189H128ZM135 188H137V187L135 186ZM5 189H6V188H5ZM58 189H57V190H58ZM72 189H73V190H72ZM42 190H43V189H42ZM49 190H50V189H48V191H49ZM54 190H56V187H55V189H53V193H52V191H51V193H52L51 195H53L54 193H57V191L54 192ZM71 190H72L73 192H72ZM133 190H134V189H133ZM103 191H104V189L102 190V192H103ZM105 191H104V193H105ZM188 191H189V190H188ZM188 191L186 192L187 195H189V192H188ZM37 192H38V191H37ZM49 192H50V191H49ZM49 192H48V194L50 195ZM127 192L129 193V192H131V190H130V191H126V193L124 192V195H123V196H126V195L128 196L129 194H127ZM134 192H135V190H134ZM190 192H191V191H190ZM2 193L4 194V192H2ZM104 193H103V194H104ZM143 193H144V192H143ZM41 194H42V193H40V195H41ZM100 194H101V193H100ZM125 194H126V195H125ZM144 194L146 195L147 193L145 192ZM144 194H142V195H144ZM8 195H9V192H8L7 196H8ZM40 195L37 194V196H39V197H40ZM43 195H44V194H42L41 196L44 197ZM49 195H48V197H49ZM133 195H134V194H132V196H133ZM137 195H138V194H137ZM4 196H5V195H4ZM37 196H36V198H37ZM127 196H126V197H127ZM130 196H131V193H130ZM134 196H135V195H134ZM134 196H133V197H134ZM0 197H1V196H0ZM32 197H33V196H32ZM32 197H31V199H32ZM39 197H38V199H41V198H39ZM2 198H3V197H2ZM123 198H124V197H123ZM0 199H1V198H0ZM3 199H6V198H3ZM124 199H125V198H124ZM127 199H128V198H127ZM129 199H130V198H129ZM29 200H30V197H29ZM130 200H131V199H130ZM130 200H129V201H130ZM36 201H37V202H36ZM127 201H128V200H127ZM129 201H128V202H129ZM25 202L27 203L26 205H25ZM39 203H40V204H39ZM130 204H131V203H130ZM131 205H132V204H131ZM134 205H135V204H134ZM134 205H133V207H137V206L139 207V205H137V206H134ZM22 206H23V205H22ZM25 206H26V207H25ZM37 206H38V207H37ZM138 207H137V209H138ZM172 207H173V206H172ZM135 209H136V208H135ZM140 209H141V208H140ZM131 210H132V209H131ZM18 211H17L16 213H19ZM133 211H134V210H133ZM136 211H137V210H135L134 212H136ZM26 212H27V211H25V212L23 211L22 214H21V217H22V215H23L24 213H26ZM131 212H132V211H131ZM169 212H170V211H169ZM13 214H14V213H13ZM28 214H29V212H28ZM30 214H31V213H30ZM32 214H34V213H32ZM32 214H31V215H32ZM92 214H93V213H92ZM26 215H27V213H26ZM130 215H131V216H130ZM19 216H20V215H19ZM133 216H134V215H133ZM166 216H167V215H166ZM15 217H18V216H15ZM24 217H25V214H24ZM26 217H25V218H26ZM99 217H100V218H99ZM164 217H165V216H164ZM27 218H26V219H27ZM98 218H99V219H98ZM130 219H131V220H130ZM164 219H165V218H164ZM134 220H135V219H134ZM25 221H26V220H25ZM162 221H164V220L162 219ZM162 221L159 223L160 227H162L161 224L163 225ZM17 222H18V221H17ZM38 222H39L41 225L38 226V227H36L37 224H38ZM132 222H133V221H132ZM132 222H131V224H133ZM134 222H135V221H134ZM10 223H11V224H10ZM24 224H26V223H24ZM60 224H61V223H60ZM62 224H63V223H62ZM16 225H17V224H16ZM38 225H39V224H38ZM129 225H130V224H129ZM164 225H165V224H164ZM1 226H2L1 229H3V225H2V224H1ZM14 226H13V227H14ZM165 226H166V225H165ZM13 227H11V228H12L13 230L15 229V231H17L16 228H13ZM9 228H7V229H9ZM11 228L9 229V231L12 232V229H11ZM98 228H99V229H98ZM130 228H131V227H130ZM160 229H161V228H160ZM162 229H163V228H162ZM162 229H161V230H162ZM15 231H14V232H15ZM21 231H22L23 233H22ZM98 231H100L101 233H98ZM131 231H132V230H131ZM0 232H1V230H0ZM105 232H106V234H107V232H108L109 234H107V236H105V235H106ZM160 232H161V231H160ZM6 233H7V231H6ZM57 233H58V232H57ZM10 234H11V233H10ZM13 234H14L15 236H13ZM59 234H61V233H59ZM59 234H57V236H55V235H56V231H55V232L53 233L54 238L56 237V239H58V238H60V237H63V236H61V235H60V237H59ZM62 234H63V233H62ZM64 234L67 235V230L64 232ZM110 235H111V236H110ZM102 236H103V237H102ZM129 236H131V235H129ZM11 237H12V238H11ZM64 237H65V236H64ZM105 237H106V240H105ZM132 237H133V236H132ZM10 238H11V239H10ZM90 238H93V235H91ZM130 238H131V237H130ZM12 239H13V241H12ZM14 239H15V240H14ZM93 239H94V238H93ZM103 239H104V240H103ZM0 240H1V238H0ZM127 240H128V239H127ZM131 240H132V239H131ZM131 240H130V241H131ZM111 241H108V243L110 242V243H111V244L109 243L110 246H113V245H112L113 242H111ZM128 241H129V240H128ZM100 242H101V241H100ZM1 243H2V241H0V245H1ZM95 243H96V242H95ZM115 243H113V244H115ZM129 243H131V242H129ZM155 243H156V242H155ZM158 243H160V242H158ZM106 244H107V242H106L104 245H106ZM109 244H108V245H109ZM117 244H115V245L117 246ZM125 244H128V243H125ZM147 244H148V243H147ZM193 244H194V243H193ZM108 245H106V247H107ZM115 245H114L112 248H114ZM99 246H100V245H99ZM122 246H123V245H122ZM126 246H127V245H126ZM102 247H103V246H102ZM106 247H105V248H106ZM139 247H141L140 244H139L138 242H135V241H134V243L132 242V243L130 244V246L127 247V249L125 248L126 250H125V252L123 253V255H122V257H121L122 261L124 260V264H146L145 261H144L143 258H142V254H139V253H138V252H139ZM143 247H145V246H143V244H142V248H143ZM158 247H159V246H158ZM191 247H192V246H191ZM30 248H32L31 251H30ZM103 248H104V247H103ZM105 248H104V249H105ZM118 248H119V247H118ZM17 249H21V250L18 251ZM28 249H29V250H28ZM104 249H103V250H104ZM109 249L111 250V248H109ZM122 249L124 250V248H122ZM107 250H108V247H107ZM118 250H119V249H118ZM142 250H143V249H142ZM3 251H4V253H3ZM25 251H26V252H29V253H26ZM115 251H116V250H115ZM115 251H114V252H115ZM120 251H122V250L120 249ZM32 252H33V251H32ZM106 252H107V251H106ZM117 252H118V251H117ZM155 252H156V251H155ZM47 253H48V252H47ZM107 253H108V252H107ZM111 253H112V252H111ZM140 253H141V252H140ZM156 253H157V252H156ZM172 253H174V255H177V254L179 253V250H175V251H173ZM197 253H198V251H197L195 254H197ZM112 254H113V253H112ZM121 254H122V253H121ZM121 254L119 253V255H121ZM195 254H194V255H195ZM19 255H21V256L19 257ZM27 255H25V256H27ZM36 255H37L36 257H35V256L33 257V255H31V257H33V258H29V260L27 259V257L25 258V256H24V259H23V260H24V264H25V262H26L25 259H27V262H26V263H28V264H35V263H38V262L41 263V262H42V258L40 257V256H41V252H38ZM45 255H46V253H45ZM45 255H44V257H45ZM197 255H200V254L198 253ZM152 256H153V255H152ZM155 256H156V255H155ZM22 257H23V256H22ZM28 257H29V256H28ZM44 257H43V258H44ZM48 257H49V254H48L47 258H48ZM117 257H118V256H117ZM40 258H41V259H40ZM45 258H46V257H45ZM119 258H120V257H119ZM39 259H40L41 261H39ZM161 259H162V258H161ZM197 259H199V258L197 257V258H196V261H197ZM119 260H120V259H119ZM163 261H164V260H163ZM191 262H192V261H191ZM20 263H21V261H20ZM20 263H19V264H20ZM39 263H38V264H39ZM183 263H184V262H183ZM187 264H188V263H187ZM189 264H190V263H189Z\"/></svg>",
  "mask_w": 264,
  "mask_h": 264
},
{
  "label": "crops",
  "instance_id": "obj_3",
  "mask_svg": "<svg viewBox=\"0 0 264 264\" xmlns=\"http://www.w3.org/2000/svg\"><path fill=\"white\" fill-rule=\"evenodd\" d=\"M84 2L85 0H0V14L5 18L8 17L10 21L0 32V42L3 46L2 58L0 59V78H4L7 72L27 70L29 66L35 64L34 61L42 55L41 52L43 51L80 43L81 34L86 35L89 28L92 29L93 26L98 25L97 22L112 19L109 7L101 8L98 20L92 17L87 10L76 13L75 10L81 8ZM208 3L207 8L215 7L214 4L217 2L210 0ZM65 7H70L74 11H67ZM144 23L149 25L148 21H144ZM156 26L155 24L153 27ZM164 26L165 22L159 26V31L165 32ZM139 37L140 35H138ZM85 41L90 42V44L95 41L94 45L103 43L102 38L97 36L86 37ZM159 52L157 51V55ZM0 93H6L5 87L0 86ZM54 115L55 113L49 116L46 122L41 119L40 123L50 125L56 118ZM1 126L9 134V137L13 136L10 139L14 144L19 146L40 135L39 132L32 133L29 129L26 132L13 135L14 131L22 128L11 124L7 117H3ZM59 137L61 138L59 129L44 133L34 141V150L51 153L55 147L62 144L61 141L59 142ZM26 187L27 185L23 188L24 191ZM21 191L20 184L15 183L11 186L10 195L6 199H0V217L7 210L9 202L15 194H19Z\"/></svg>",
  "mask_w": 264,
  "mask_h": 264
}]
</instances>
